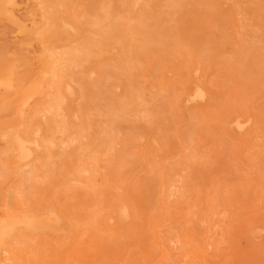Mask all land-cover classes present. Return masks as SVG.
<instances>
[{
  "label": "rangeland",
  "instance_id": "1",
  "mask_svg": "<svg viewBox=\"0 0 264 264\" xmlns=\"http://www.w3.org/2000/svg\"><path fill=\"white\" fill-rule=\"evenodd\" d=\"M122 1L123 2H121V1L119 2V0H13L12 1L13 4L12 3L7 4V2L5 0L4 1L0 0V214H1L0 219L1 218H2L1 220L7 219L8 218L7 216L11 215L10 218H16L18 216V218H17V221H18V219L22 220V219H26L29 217L31 218L34 216L31 222H33V221L39 222L42 219L41 217H43L47 213L49 214L51 211L52 212L54 211L53 213L55 215L57 214L58 218H59V220H58L56 218L57 215L55 217V215L53 213H51L49 215L47 214L46 216H48V218H49L46 220L47 228L45 227L42 229L34 228V229L30 230V229H26L23 226L19 225L17 227L18 229L14 230V232H16V233L12 232L13 234L10 235V237H11L10 239L12 241L11 240L9 241V238L7 239L9 241V242L7 241L9 249L8 248L4 249V250H7V252L4 250H3L4 253H3V251H1L2 253L0 252L1 253L0 254L1 255L0 260L1 261L4 260L2 262L0 261V264H13V260H11L10 256L12 257L14 255L15 256L17 255L16 256L17 258L19 255L20 259H22L24 257L25 259L24 258L23 259L25 261V264H26L27 260L30 259L31 256H32V259L29 260L30 262L28 261L30 264H42V263L43 264H56V262L54 261L55 258L51 259L54 256L49 257V255H51L53 253L56 256L59 253H65L67 251L68 247H69L68 249L70 250V251L68 250L69 254L72 253V251H73L72 255L73 254L77 255V256L73 255L75 258V262L73 264H75V263L76 264L77 263L78 264L79 263L80 264L81 263L82 264L83 263L88 264L89 262H91L92 264H138V260H139L140 264H148L146 262H149V264H159V262H160V264H162V263L163 264H181V263L192 264L193 262H194V264H198V263L199 264H205V263L206 264H213V263L214 264H230V263L231 264H264V206H263L264 205V183H262V182H264V180H263L264 179V175H263V173H264V165H263L264 164V158H263L264 157V144H263L264 143V141H263L264 140V137H263L264 132L262 129L264 127V123H263L264 122L263 121V119H264V111H263V109H264V97H263L264 96V79H263L264 78V73H263L264 72L263 71L264 70V64L263 63H264V61L262 63V60H264V58H263L264 57V30H263V27H264L263 22L264 21L262 20V19H264V16H263L264 15V12H263L264 11V5H263L264 0L263 1L257 0V2L255 0L256 3L253 2L254 0H239V2H238V0H221V3H218V2H220V0H216L217 2L214 0L216 4L214 3L213 0H212L213 4L211 1L209 2V0H207V1H205V0H203V1L202 0H198V1L197 0H191V2H190V0H185V1H188L189 3L185 2V1L183 2V0H177L179 2H177L176 0H174V1H172V0H165V1L159 0L160 2H158V0H156L157 2H155V0L154 1L151 0L150 2H149V0H144V1H142V0H133V1L132 0H125V1L122 0ZM127 1H128V3H127ZM134 1H136V2H134ZM161 1H162V3H161ZM180 1H181V3H180ZM195 1H196V3H195ZM4 2H6V4ZM130 2L133 3L135 6L131 5ZM144 2H145V4H143ZM165 2H166V4H165ZM167 2H168V4H167ZM172 2L174 3V5H173V7H170V6H172ZM182 2H183V4H182ZM236 3H239V4H236ZM259 3H261V5ZM127 4H130L129 7L127 6ZM147 4L150 7H148ZM214 4L217 6H215ZM254 4L255 5L258 4V5L255 6ZM141 5L143 6V8L141 7ZM160 5H161V8H160ZM165 5H166V8H162V6L165 7ZM193 5H195V6H193ZM209 5H212V8L215 7L216 9L213 8V10H212L211 6H209ZM218 5H219V7H218ZM119 6H120V8H119ZM154 6H157L158 8L154 7ZM230 6L233 9L235 8L236 12H238V13L234 12L235 10L232 11V8ZM237 7L239 8L238 11H237V9H238ZM76 8H78V9H76ZM150 8H153V9H150ZM170 8H172V9L170 10ZM174 8H175V10L173 11ZM192 8H194V9H192ZM201 8L203 11L201 10ZM204 8H206V10ZM260 8H263L262 11ZM124 9H125V11H123ZM176 9H179V10H176ZM195 9H196L197 13L193 12V11H195ZM257 9L260 11H258ZM133 10H134V12L131 13ZM140 10H141V12H140ZM207 10H209V12ZM230 10H231L232 15L230 14ZM150 11L152 12V14ZM157 11L159 12V15H157V13H158ZM171 11H173V14L171 13ZM176 12L178 15H175ZM199 12H200V14H199ZM252 12H254V13H252ZM127 13H129L130 15L129 14H128L129 16L125 15ZM134 13H137L139 17L136 16L137 14L134 15ZM146 13L148 15L149 14L150 15L148 16ZM163 13L165 15H161ZM73 14H75V15H73ZM106 14L110 17H108V16L105 17ZM166 14L168 17H170L169 19H167L168 17L166 16ZM240 14H242V15H240ZM260 14L261 15L263 14V15L261 16ZM196 15H197V17H195ZM116 16H118L119 19ZM126 16H128V17L126 18ZM140 16H142L143 18H141ZM152 16H154L153 17L154 19L158 18V20L153 21ZM173 16H175L176 18L175 17L173 18ZM184 16H185V18L187 17L188 19L185 20ZM238 16L241 19V22L243 25H241L240 19L238 18ZM258 16H260V17L258 18ZM155 17H157V18H155ZM201 17H204V18L201 19ZM120 18H121V20H120ZM123 18H125V19H123ZM128 18H133V19L129 20ZM139 18H141V19H139ZM161 18H163V19L166 18V20L162 19L163 22H166L165 25H164V23H163V25H160V24H162ZM172 18L175 20H173ZM206 18L207 19L209 18L208 21H206L207 20ZM237 18L239 20H236ZM254 18H255V20H253ZM149 19L150 20L152 19L151 22L148 21ZM215 19L217 21L216 23L218 24V28L216 27L217 24L214 22ZM257 19H258V21H257ZM118 20H120L119 25L124 26L126 29L124 27H121L118 25ZM134 20H135V22L137 21L136 23H138V22L139 23L136 25ZM142 20H143V22H142ZM144 20H146V22H144ZM171 20H173L171 25L174 24L175 25L174 27H173V25H172V27H169V26H171L169 24L171 22ZM199 20H200V22H199ZM155 21L157 23H159V25L156 24ZM123 22L126 23L127 25L128 24L130 25L131 22L132 23L134 22V23L132 25H130L132 27H129L126 24H124ZM61 23H62V25H61ZM71 23H72V25H71ZM149 23H152L153 25L155 24L157 26H155V25L153 26L152 24H149ZM181 23H182V25L184 23V25H183L184 27H181L182 26ZM213 23H215L216 26ZM244 23H247V24H244ZM63 24H64V26H63ZM139 24H140V26H139ZM145 25H147V28H144ZM202 25H204V26H202ZM250 25L253 26V27L251 26V29H250ZM262 25H263V27H262ZM133 26L136 27V29L134 28L135 30H133ZM160 26H161V28H159ZM236 26H239V27H236ZM240 26H241V29H239ZM254 26H255V28H254ZM201 27H204V28H201ZM215 27L217 28L218 31L215 30ZM245 27L246 28L248 27L247 30L245 29ZM128 28L129 29L131 28L130 32H129ZM142 28H144V29H142ZM148 28H150V29H148ZM154 28L157 31H155ZM176 28H177V30H176ZM183 28H185V29H183ZM237 28H238V30H237ZM242 28H243V30H242ZM253 28H254V30H253ZM138 29H139V31H136ZM171 29H174V31H177V32L174 33V31ZM256 29H257V31H255ZM180 30H182V31H180ZM212 30H214V31L212 32ZM240 30L244 31L245 33L241 32ZM251 30H252V32H251ZM126 31H127V33H126ZM141 31H145V32H141ZM171 31H173L174 34H172ZM206 31H208L209 33ZM210 31L212 33H210ZM232 31H234V32H232ZM155 32H157V35H154V34H156ZM169 32H171V34ZM178 32H180V33H178ZM188 32H189V34H188ZM227 32L228 33L230 32V33L228 34ZM124 33L126 35L129 33L130 35L128 34L129 36L127 35V38H126ZM131 33H134L135 35L134 34L131 35ZM140 33H142V34H140ZM144 33H145V36H144ZM197 33H198V35H197ZM216 33H218L220 35L218 36V34H216ZM240 33H242V34H240ZM160 34H162L161 39H159L160 37H158V36H160ZM178 34H180V35H178ZM183 34H186V35L183 36ZM232 34L235 35L234 37L236 39L234 37H232ZM237 34L239 37H237ZM260 34L262 35V37L260 36ZM146 35H148V37L149 36L151 37L150 40ZM111 36L113 37V40L111 39ZM139 36L143 37L144 40L142 38H138ZM153 36H154V39H157L156 40L157 43L152 38ZM209 36H211V37H209ZM225 36H227V37H225ZM129 37L131 39H129ZM170 37H174V38L173 39L171 38L172 39L171 40ZM179 37H181V38H179ZM190 37H192V39ZM195 37H197L196 38L198 41L197 43L196 42L194 43L193 38H195ZM202 37H204V43L205 44L202 42V45H201L200 44L201 42H199V41H203ZM214 37L217 38L216 42L213 41L214 39H216ZM222 37H225V39L224 38L222 39ZM229 37H231V38H229ZM244 37H246L245 38L246 40L244 39ZM252 37H254V38H252ZM109 38L111 39V41ZM177 38L180 42L177 40ZM114 39H116V40H114ZM152 39H153V42L155 41V43L152 42ZM162 39L163 40L167 39V41L168 42L171 41V43L167 44V41L164 42ZM196 39H195V41H196ZM200 39H202V40H200ZM207 39L210 42H208ZM230 39H232V40H230ZM250 39L253 41H251ZM259 39H261V41H259ZM176 40L178 42H176ZM186 40H188V41H186ZM218 40H220L222 42V44ZM240 40H242V41H240ZM145 41H147V42H145ZM148 41L154 45H151ZM161 41L163 43H160ZM190 41L193 42L194 46H192L193 44L190 43ZM230 41H231V44H230ZM68 42H70V43H68ZM125 42H127V44ZM144 42L146 44H144ZM174 42H176V43H174ZM207 42L210 43L209 46L207 45L208 44ZM212 42H214V43H212ZM224 42H226L227 44ZM251 42L253 44L255 43V45H253ZM257 42H259L260 44L261 43H263V44L260 45ZM147 43L151 47H147V46H149ZM215 43H216V47L214 46ZM247 43H249V44H247ZM155 44L159 45V47L161 49L158 48V46H156ZM162 44L165 46L167 44V47L165 48ZM188 44H189V46H188ZM195 44L196 45L198 44V45L196 46ZM138 45H139L140 49L142 48L141 52H140V49H138L139 48ZM145 45H146V47H145ZM171 45H175V46L171 47ZM153 46H156L157 49L155 47L152 48ZM176 46L179 48H176ZM198 46H200V47H198ZM211 46H213L215 48H213ZM242 46H244L245 48H243ZM254 46L259 47V48L257 47L258 51L260 50V47L262 46L261 47L262 49L260 51H262L263 53L262 52L260 53V51L259 52L257 51L258 53L257 52L255 53L254 50L256 51L257 48H255ZM57 47H59V48H57ZM122 47L124 49H122ZM168 47L169 48L171 47V48L168 49ZM208 47L210 48V50L208 49ZM217 47L220 50L219 51L220 53L218 52V50H216ZM249 47H250V49H249ZM251 47L253 49H251ZM144 48H146L147 53L149 52L148 54L146 53V55L143 54V52L145 51ZM172 48L174 50H176V49L177 50L173 51ZM220 48H223L224 51H223V49H220ZM185 49H186V51H185ZM78 50L79 51L82 50L81 51L82 53L81 52L78 53L79 52ZM142 50H143V52H142ZM167 50H169V53H170L169 58H168L169 53L167 52ZM170 50H171V52H170ZM190 50H192V51H190ZM212 50H215V51L213 52ZM251 50H253V51H251ZM153 51H154V53H153ZM172 51L174 53H172ZM232 51H233V53H231ZM246 51L247 52L250 51V52H248V54H247ZM75 52H76V54L74 55ZM164 52H166L165 54H168V55H165ZM176 52H177L178 56L176 55ZM185 52H187V53H185ZM212 52L216 55L212 54ZM226 52H228V53H226ZM137 53L139 56L136 55ZM152 53L156 59L153 56H150V54L152 55ZM183 53H185V54H183ZM238 53H242V54L245 53L246 57H243L244 55L240 56L242 54H239V56H237ZM69 54H71V55H69ZM72 54L75 57V58L73 57L75 59V61L73 58H71ZM85 54L87 56H85ZM142 54L145 57L142 56ZM209 54H210V56H209ZM250 54H251V56H249ZM261 54H262V56H260ZM68 55H69V57L71 56L70 59H72L73 62H72V60H70V61L68 60V58H69ZM135 55H136L137 60H135ZM185 55H187L188 57L190 56V57L189 58L187 56L185 57ZM202 55H204V59H203ZM205 55H206V57H205ZM252 55H254V56H252ZM171 56H172V58H171ZM199 56H200V58H199ZM219 56L220 57L222 56L223 58L225 57V61L222 57H221L222 58L221 59ZM229 56L232 59L229 58ZM235 56H237V57H235ZM259 56L261 57V59ZM143 57L146 59L148 58V59L147 60L144 59V61H143V59H142ZM158 57H159V59H158ZM161 57H163V58H161ZM211 57L212 58L214 57V58L212 59ZM241 57H243V58H241ZM253 57L254 58L258 57L259 61H261V62H259L258 59L257 60L253 59ZM176 58L178 59L177 62H176ZM184 58H185V60H186V58H187V60L189 59L191 64L189 61L188 62L186 61L187 63L184 62ZM190 58H191V60H190ZM192 58L194 59V61H192ZM244 58H246V59H244ZM160 59H161V63L159 61ZM167 59L170 62H168ZM208 59H210V60H208ZM217 59H219V60H217ZM236 59L238 61H236ZM145 60H146V63H145ZM162 60L164 62H162ZM196 60H197V62H199V61L200 62L196 63ZM207 60H208V62H207ZM211 60H213L212 63H211ZM228 60H230V63H233V64L235 63V66L230 67V65H227V64H230ZM244 60L246 62L248 61L246 63V65H245ZM179 61H182V62L179 63ZM71 62L74 64H72ZM139 62H140V65H139L140 67L137 66ZM147 62H148V64H147ZM174 62H176L175 65H174ZM218 62H220V63H218ZM237 62H238L237 67L239 65L240 68L236 67ZM239 62L241 64H244V65L241 66ZM242 62H244V63H242ZM46 63H48V64L46 65ZM134 63L136 64V66L134 65ZM151 63H153V65ZM159 63L161 64L160 67L158 65ZM163 63H165V64H163ZM183 63H186V64H183ZM203 63L207 64V66L204 65ZM210 63H211V65H210ZM254 63H256V65H254ZM260 63L262 66L259 67ZM149 64H151V66H150L151 69L149 67ZM154 64H155V67L157 68V70H153V69H155ZM178 64L179 65L182 64L185 67H183L182 65L179 66ZM199 64H200V66H199ZM201 64L204 65L205 68L202 67ZM248 64H249V67L251 66L250 68H253V69H250V68L248 69ZM142 65H143V67H142ZM193 65L196 67V69H195V67H193ZM213 65H215V66H213ZM217 65H218V67L220 66L219 69L216 67ZM222 65H223V67H221ZM225 65L227 67H225ZM144 66L145 67L147 66L148 68L147 67L145 68ZM161 66H163V68L167 67L168 70H166L167 68L163 69ZM197 66H198V68H197ZM128 67H130V69ZM171 67L173 69H171ZM174 67H176V68H174ZM179 67H182V68H179ZM211 67H213V68H211ZM256 67H257V69H256L257 71L255 70ZM261 67H263V68H261ZM126 68H128L129 71H131V72L127 71L128 69H126ZM131 68L132 69L135 68V69L132 70ZM143 68H145V70ZM220 68H222V69H220ZM226 68H228V70ZM231 68H233V69H231ZM260 68H261V70H260ZM146 69H148L149 71ZM177 69L178 70L180 69L179 71L181 73H178L179 71ZM184 69H186V70L183 71ZM197 69H198V71H197ZM237 69H239V70L241 69V71L244 69L245 71L243 70L241 72ZM164 70H165V72H164ZM202 70L205 71V73H203ZM207 70H209V71H207ZM219 70H220L221 75L223 74V72H226V71H227L226 72L227 74L224 73L223 77H221V75L219 74ZM230 70L234 71V74H236V75L240 73L241 76L239 74L236 77V75H233V72ZM248 70H252L250 72L256 71L257 73L254 72L252 74V73L248 72ZM258 70H259V74H258ZM143 71H145L144 72L145 74H142ZM167 71H168V73H167ZM190 71L193 74V76L191 75ZM237 71H239V72H237ZM170 72H171V74H170ZM243 72H245V74ZM152 73L153 74L155 73L154 74L155 76H153ZM173 73H174V75L177 74L178 79L176 77L175 78L171 77V76H174V75H172ZM229 73L234 78L231 77ZM131 74L133 77H130ZM157 74H158V77H157ZM159 74H160V76H159ZM206 74H208L209 76ZM251 74L252 75L255 74V75L252 76ZM136 75H137L138 79H137V77H134ZM163 75H164V77H163ZM178 75H181V76L178 77ZM196 75H198V76H196ZM199 75L204 80L201 77H199ZM88 76L89 77L91 76V77L89 78ZM140 76H142V78H140ZM147 76H148V78H147ZM168 76H170V77H168ZM185 76L186 77L188 76L187 79L184 78ZM191 76L193 77L194 80L199 78L198 79L199 81L195 80V82H194V80L191 78ZM216 76H218V77H216ZM204 77H206V78H204ZM224 77L226 78V81L223 80ZM239 77L240 78L244 77L245 79L248 78L249 80H247V81L250 84H251V82H252V84L253 83L254 84L253 85L251 84L252 85V87H251V85L244 78H242V80L247 82V83L241 81V79L239 80L238 79ZM134 78H136L137 81ZM143 78H145L146 80ZM158 78H161V79H158ZM164 78H165V81H162V79L164 80ZM216 78L218 79L219 82L217 81ZM255 78H256V80L254 81L253 79H255ZM179 79H181L182 81ZM234 79H237V84L239 83V87H241V88L237 87V85L235 86V80ZM150 80H151V82H150ZM170 80H174V81L169 82ZM188 80L191 84L188 82ZM228 80H232V81H228ZM238 80L241 83L238 82ZM259 80L260 81L262 80L263 83H262V81L259 82ZM140 81H141V83H140ZM143 81H145V82H143ZM148 81L152 84L148 85V83H149ZM153 81H156V82H153ZM159 81H161V82H159ZM167 81L170 83V85H168L169 83H167ZM176 81H178V83ZM183 81H184V83H183ZM185 81L188 84L187 83L185 84ZM200 81H202V82H200ZM257 81H258V83H256ZM57 82L59 84H57V86H56L55 83H57ZM97 82H98V84H97ZM221 82L226 83V84L224 85ZM230 82L233 83L234 85H232ZM155 83L156 84L158 83L157 84L158 86H154ZM161 83H163V84H161ZM164 83H166V84L164 85ZM219 83H221L220 84L221 86L217 87L216 85H219ZM177 84H179V85H177ZM184 84H185V86H183ZM193 84H194V86H193ZM212 84H214V85H212ZM189 85H190V87H189ZM208 85H211V86H208ZM229 85H231L230 88H229ZM245 85L247 86V89H246ZM150 86H152V87H150ZM195 86H196V88H195ZM227 86H228V88H227ZM242 86L244 87L243 89H242ZM248 86L251 88H249ZM145 87H146V89H145ZM157 87L159 90L157 89ZM135 88L137 89V91H139V93H141V94H139L137 91H135V93L136 92L138 93V96L135 93H133ZM139 88H140V90H139ZM141 88L145 91L141 90ZM150 88H151V90H150ZM154 88H156L157 91H156V89L154 90ZM161 88H164V89H162V92H161ZM174 88H175V90H174ZM178 88H180V89H178ZM216 88H218V89H216ZM237 88L241 91L237 92V91H239ZM168 89L170 92L168 91ZM177 89L181 90V91L177 92ZM197 89L198 90L200 89V91H198ZM58 90H59V92H58ZM194 90H196V91H194ZM230 90H232V92ZM246 90L247 91L251 90V92L250 91L247 92ZM131 91H132V93H131ZM174 91H176V93ZM213 91H215V92H213ZM245 91L247 93H245ZM190 92L193 94H191ZM170 93H171V95H170ZM217 93H219V94H217ZM230 93L232 94L231 95L232 97L230 96L231 97L230 99H232V100H230V99L229 100L232 102L227 100L229 98ZM238 93H239V95L241 93V95L243 97L241 95L238 96ZM157 94H158V96H157ZM176 94H178V95H176ZM179 94H180V96H179ZM209 94H211V95H209ZM214 94H216L218 96H215ZM221 94H223V96L224 95L225 96L224 97L222 96V98H221ZM233 94L235 95L234 97H233ZM245 94L248 95L250 98L248 96L246 97ZM202 95H204V96H202ZM136 96H137V99L139 97H140V99H138V100L135 99ZM170 96H172V98L168 99ZM175 96H176L177 100L179 98H182V100L179 99L177 101L175 99ZM196 96H198V97H196ZM202 97H204V98H202ZM211 97H213V99ZM236 97H239V98H236ZM253 97H256V98H254L255 102L253 101ZM183 98H185L186 100L184 99L185 101H183ZM224 98H226V99H224ZM234 98H236L235 100H237V101L238 100L240 101L241 98L244 100L241 99V101L240 102L238 101V103H237L236 101H233ZM166 99L170 100V102L167 101V103H170L169 107H168V104L165 103ZM214 99H217V101ZM245 99H246V101H245ZM175 100H176V103H175ZM224 100H226V101H224ZM179 101L181 103H179ZM192 101L193 102L195 101L194 103L198 107H196ZM218 101H220V102L218 103ZM223 101L226 102L227 104H225ZM247 101L249 104L247 103ZM187 102H189V103H187ZM222 102H223V104H222ZM233 102L235 103V105L233 104ZM253 102H254V104H253ZM178 103H179V106H177ZM166 104H167V107H166ZM199 104L201 106H199ZM207 104L209 105V107L207 106ZM221 104H222V106H221ZM230 104L234 105L235 107L231 106ZM237 104H238L239 108L237 107ZM202 105H203V107H202ZM210 105L212 107H210ZM219 105L221 106V108H219L220 107ZM223 105H224V107H223ZM228 105H229L230 109H228L229 108ZM252 105H253V107H252ZM183 106H185V107H183ZM186 106H188L187 109H189V108L191 109L193 107H195V109L196 108L197 109L195 110L193 108V110H195V111H193L192 109L187 110ZM243 106H246V107H244V109L246 111H244ZM173 107H174V110L172 111ZM261 107H263V108H261ZM200 108H201V111H200ZM214 108L215 109L218 108V110L220 112H218V111L215 112ZM224 108H225L224 111L220 110V109H224ZM198 109L200 112H198ZM204 109L208 110V111H205ZM231 109L237 110L236 112H238L239 114L234 116L236 112L235 111L233 112ZM247 109L248 110L250 109L251 111L250 110L248 111ZM167 110L169 112H167ZM230 110L232 113L230 112ZM209 111H211V112H209ZM221 111H222V114L227 111L226 113L230 116L232 115L233 117L229 118L230 116H227L226 113H224V115L226 114L225 115L226 117L224 115H220ZM175 112L176 113L178 112V114L176 115ZM179 112H181L183 115L180 114ZM186 112H187V114H186ZM189 112H190V114H188ZM191 112H193L194 115H193V113L191 114ZM196 112H197L196 118H194ZM201 112H202V114H205V115H203L205 117V119L202 116V114H199ZM242 114H244L243 115L244 118H242L243 117V116H241ZM247 114L249 117L246 116ZM209 115H211V116H209ZM213 115H214V117H213ZM181 116L182 117L187 116V117L182 118ZM189 116L191 118H194V119H189L190 118ZM207 116L211 117L212 119L209 118L211 120H208ZM237 116L240 118V120L237 119L238 118ZM251 116L253 119L250 118ZM180 117L182 118V121H181V119H179ZM197 117H199L201 120L197 119ZM217 117L220 121L217 119ZM222 117L224 120H222ZM174 118L177 120H174ZM225 118H227V119H225ZM228 118L231 120H229ZM195 119H197L198 121H201L200 126H199V122L197 123V121ZM202 119H204V120H202ZM213 119H215V120H213ZM186 120H191V121H186ZM226 120L229 122L225 123ZM237 120H239V121H237ZM253 120H254L255 124H254ZM182 122H184V123H182ZM204 122H206L205 123L206 125H204ZM209 122H211V123H209ZM212 122H213V124H212ZM179 123L181 125H179ZM190 123L192 126L190 125ZM192 123H194V124H192ZM202 123H203V125H202ZM208 123H209V125H208ZM240 123H243V125L244 124L245 125L243 126ZM259 123L261 124V126ZM182 124H183V126H182ZM222 124H224V126H222ZM213 125H215V126L213 127ZM255 125H256V128L259 125L260 128L259 127L257 128V129H259L258 131H256L257 129L255 128ZM189 127L192 129H190ZM194 127L197 130L194 129ZM247 128H248V130H247ZM186 129H188V130H186ZM193 129L196 131H194ZM204 129H205V133H204ZM252 129L254 132L252 131ZM260 129H262V130H260ZM190 130H191V133H190ZM215 130H217L219 132V134ZM224 130L225 131L227 130V131L225 132ZM228 131L230 133H228ZM231 131H232V133H231ZM200 132H201V134H200ZM258 132H260V133H258ZM261 133H262V136H260ZM31 134L33 136H35L36 138L31 136ZM211 134H213V135H211ZM228 134L230 136H228ZM15 135H17L18 139H21L24 137L23 138L24 141L27 140V136L28 137L30 136L29 137L30 139L34 138V140H36L35 141L36 144L40 142L39 147L37 146L38 144L37 145L35 144L37 148L34 146L32 148H30L31 150L29 153L31 155L28 154V158H30V159H28V160H25V159L22 160L21 159L22 161L21 160L18 161L19 155H18L17 151L15 150L14 145H12L14 142V140L12 141V138L15 139ZM220 135L222 136V138ZM197 136H199V137H197ZM218 136H219V138H218ZM242 136H244L243 139H242ZM152 137L155 140L157 138V141H154V139ZM187 137H188V139L186 140ZM201 137H203V138H201ZM192 138H194L195 141ZM234 138L236 141H233ZM23 139H21V140H23ZM218 139L222 145L217 142ZM43 140L46 142V144ZM199 140H201V141H199ZM211 140H212V143L213 142L216 143L215 144L216 146L214 145L215 148L213 145H211L212 144ZM237 140H239V142H237ZM258 140H260L261 142L263 141L262 142L263 146L260 144L261 142L259 143ZM144 143H146V145ZM154 143H155V145L153 147ZM196 143H200L202 145H199V144L196 145ZM228 143H230V144H228ZM41 144H43V147ZM157 144H159V147ZM191 144H192V146H190ZM209 144L211 146V147L210 146L209 147L212 150L209 147L206 148V146ZM246 144L249 146V147L247 146L248 148L246 147ZM147 145H149V146H147ZM160 145H161V147H160ZM218 145H220V147L225 145V147L218 148L219 147ZM236 145H238V146H236ZM253 145L259 146L258 150ZM142 146H143V149H142ZM146 146L149 148L153 147L152 150L155 149L154 152H155V154L157 153L156 155L158 157L156 156V158H155V154L153 153V151L150 152V149L148 150V148ZM232 146H235L236 148L235 147L232 148ZM251 146H253V148H250ZM11 147H13L12 150H11ZM145 147L148 150L147 152H146ZM230 147L232 148V150L229 149ZM157 148L158 149L161 148V152H160V149L158 150ZM200 148H202V149H200ZM213 148L217 149L216 153H214L215 151L213 150ZM259 148H260V150H259ZM219 149L220 150L222 149L223 151L222 150L220 151ZM228 149L231 152L234 151V153L232 152L230 154ZM246 149H247V151H246ZM250 149H252V150H250ZM197 150L199 151L198 154H197V152H198ZM207 150H208V153H206ZM235 150H236V153H235ZM248 150L250 152L252 151L251 153L254 152L253 153L254 155H252L250 152H248ZM209 151L211 152L210 154H209ZM212 151H214V152H212ZM262 151H263V153H262ZM204 152H205L206 156H205ZM183 153H185L186 155ZM247 153L249 155L251 154L250 155L251 159H250V156L247 155ZM259 153H261L262 155ZM147 154H149V156ZM150 154H151V156H150ZM192 154L195 156L193 157ZM229 154L231 157L229 156ZM258 154L261 157L258 156ZM183 155H185V156H183ZM187 155H190V158L193 161H190L191 159H189V157ZM200 156H201V158H200ZM236 156L238 159L236 158ZM239 156H241V157L239 158ZM252 156H254V157H252ZM159 157H161V158H159ZM182 157L186 161L182 160ZM233 157H234V159H231ZM247 158H249V159H247ZM253 158H255L256 161ZM257 158H258V160H257ZM201 159H203V160H201ZM239 159H241V161H243V162L241 163V161ZM212 160H214V161L212 162ZM150 161L152 164H154V167L152 164L149 163ZM194 161H195V163L196 162L197 163L200 162V163H198V164L196 163V165H195V163H193ZM237 161H239L240 164ZM180 162H181V164H180ZM184 162H186L187 164L189 163V165H186ZM166 163H167V165L165 166ZM182 164H184L185 166L184 165L182 166ZM81 165H82V167H81ZM177 165L179 167L176 169ZM191 165L193 167H191ZM238 165H241V166H238ZM261 165L263 167H259ZM83 166H86V167H83ZM87 166H88V168H87ZM169 166H171L170 167L171 169L169 168ZM77 167H79V168L81 167V169L82 168L83 169L82 170L79 168L77 169ZM180 168H182V169H180ZM247 168H248V170H247ZM254 168H255V170H254ZM163 169H164V171H163ZM183 169H185V171ZM154 170L155 171L157 170L156 174L158 175V177L155 174ZM173 170H175V171H173ZM176 170H178L179 173ZM250 170H252V172L249 173ZM253 170H254V172H253ZM81 171H82V173H81L82 175L79 173ZM166 171H168L167 176H165ZM188 171H190V172H188ZM163 172H164V174L161 175ZM235 172H236V175H235ZM83 173H84V175H83ZM188 173L190 175L187 176ZM240 173H241V175L239 176L238 174H240ZM243 173H244V175H243ZM182 174H184V175H182ZM80 175L82 177H79ZM191 175L193 177H191ZM77 176L79 178H77ZM119 176H120L121 180H120ZM238 176H239V178H238ZM161 177H163V178L161 179ZM188 177H190L191 179ZM165 178H167V179H165ZM212 178L214 181H212ZM108 179H110L111 181ZM194 179H195V181H193ZM260 179L262 180V182L260 181ZM166 180H168V182H166ZM218 180H220V181H218ZM249 180H251L252 182ZM108 181L111 183H109ZM192 181L194 182V184ZM221 181H225V182H221ZM106 182H108V183H106ZM119 182H120V185H118ZM227 182H229V183H227ZM240 182H243L244 184L243 183L240 184ZM219 183H220V185H219ZM190 184H193V185L190 186ZM195 185H196V187H195ZM204 185L206 186V189H205ZM207 185H209V186H207ZM225 185H228V186H225ZM217 186L218 187L221 186V187L218 188ZM243 186H244V188H242ZM237 187H239L240 189H238ZM260 187H261V189H258ZM196 188H197V191H196ZM214 188L217 191H215ZM253 188H254V190H253ZM218 189H219V191H218ZM225 189H227L228 191H226ZM229 189H232V190L229 191ZM235 189H237V191ZM192 190H194V191H192ZM233 190H234V192H233ZM238 190H239V192H238ZM244 190H246V192ZM220 191L222 193H220ZM242 191H243V193H242ZM193 192L196 194H193ZM198 192L200 195L197 196ZM252 192L255 193V194H253L254 198H253V195L251 194ZM209 193L212 195L210 196ZM260 194L261 195L263 194V195L260 196ZM244 195L247 196V198H245ZM219 196H221V197H219ZM229 196L231 198L232 197H234V198L231 199ZM241 196H243L244 198H241ZM123 197L126 199H124ZM204 197H205V199H207L206 201H205ZM223 197H225V198L222 200H219ZM195 198L197 199V201ZM236 198H238V199H236ZM122 199H124L126 201L123 202ZM198 199L202 200V201L200 202ZM225 199H226V201H225ZM127 200H129V201L127 202ZM236 200H239V202L237 203ZM121 201L123 202V204L126 203V204H124L125 206H123ZM186 201H188V202H186ZM214 201H216V202H214ZM224 201H225V203H224ZM240 201H242V203H240ZM259 201H263V202H260V203H263V205L257 204V203H259ZM227 202L229 204H227ZM118 204L121 206V209H120V206H116ZM129 204H133V205H129ZM243 204H245L244 207L242 206ZM254 204H256L257 206L260 205L259 208ZM126 205L130 206V207H126ZM252 205H253V207H252ZM261 206H263V208ZM131 207H132V209H131ZM136 207H138V210ZM245 207L247 208V210H249V212L246 211ZM20 208H21V210H20ZM109 208H110V210H112V209L115 210V212L112 210L114 212L113 213L112 211L108 210ZM168 208H169V210H168ZM45 209H50V212H48L49 210L46 211ZM127 209L128 210L130 209V210L128 211ZM44 210H45V212H47L46 214L43 213ZM120 210H121V212H123V211L126 212V214H124V215H125V217L127 216L126 217L127 220L125 218V221H123L124 218H122V216L119 215ZM139 210H140V212H138ZM233 210H235V211H233ZM237 210H239V212ZM242 210H243V212H241ZM39 211L40 212L43 211L42 213L44 215L41 214ZM167 211H168V213H167ZM174 211H176V212H174ZM203 211H204V213H203ZM205 211H206V213H205ZM37 212H39L40 214ZM116 212H119V214L117 215ZM127 212H129V213L127 214ZM210 212H211V214H210ZM139 213H141V215ZM134 214H136V218H135ZM203 214L205 216L206 215L207 216L205 217ZM105 215L106 216L108 215L107 218H105L106 217ZM129 215H132V216H129ZM12 216H14V217H12ZM24 216H26V217H24ZM210 216H212L211 217L212 219L210 218ZM233 216H234V218H233ZM239 216H241L240 217L241 219L239 218ZM253 216H254V218H253ZM66 217H68V219H66ZM256 217L258 220H256ZM20 218H22V219H20ZM119 218H120V220H119ZM181 218H183V219L181 220ZM188 218L189 219L191 218L190 219L191 222H189ZM202 218H204V219L201 220ZM131 219H132V223L134 225L131 223ZM135 219H136V221H135ZM233 219L238 220V221L241 220V222L239 223L238 221H235ZM249 219H252V220H249ZM254 219L256 220L257 224H256ZM52 220H53V222H52ZM55 220H56V222H54ZM133 220L135 221V223L133 222ZM146 220H148V221H146ZM156 220L157 221L159 220V221L157 222ZM173 220L175 223L173 222L171 225V221H173ZM192 220H193V222H192ZM242 220L243 221L246 220V221L242 222ZM112 221L114 223L115 222L118 223V224L115 223L116 226L119 227L118 230ZM118 221H120V222H118ZM121 221H123V222H121ZM164 221H165V223H164ZM234 221L236 223H234ZM70 222H71V224H70ZM100 222H101V224H103V226L100 224ZM177 222H178V224H177ZM188 222H189L190 226L192 225L191 227L189 226ZM232 222H233V225H232ZM55 223H57V224L59 223L58 227L62 230V233L60 232L61 231L60 229L56 230V228H58L57 226H55V230L53 229L54 228L53 226L55 225ZM74 223H76V224H74ZM152 223H153V225H152ZM86 224H88L89 227L90 226H92V227L89 228V227H87ZM94 224H95V226L97 225L96 229L94 228L95 227ZM135 224H136V226H135ZM176 224H177V226H176ZM193 224H196L197 229H194L195 225H193ZM210 224H212V227H210L211 226ZM236 224H237V226H236ZM248 224L253 225V226H248ZM258 224L260 226H258ZM74 225H75V227H72ZM78 225L80 226V228L77 227ZM120 225H122V226H120ZM146 225H147V227H146ZM184 225H186V228L183 227ZM50 226H51V229H53L52 231L49 230ZM130 226L132 228H130ZM159 226H160V229L157 228ZM234 226H236V227H234ZM22 227L24 228L25 231L23 230ZM68 227H71V228H68ZM82 227H87V228H82ZM98 227H100V228L98 229ZM112 227H114V228H112ZM167 227H169V229H167ZM174 227L178 230H176ZM230 227H232L233 229L231 230ZM76 228H78V229H76ZM106 228H107V230H106ZM189 228H191V229L189 230ZM259 228L262 229L263 231L260 230ZM89 229H93L94 231L92 230L90 232ZM100 229L108 231L107 233H109L110 236L107 237V235H109L107 233H105L103 235V233L106 231L103 232ZM115 229L117 231H115ZM174 229L176 230V232L174 231ZM28 230L30 232H32L33 234L30 233ZM36 230H41V232L36 231ZM58 230H60V231H58ZM68 230H69V232H67ZM85 231L88 232V234ZM154 231H155V233H154ZM189 231H190V237L187 233ZM54 232H56L55 233L56 235L55 234L52 235V233H54ZM117 232H119V233H117ZM247 232H249V233H247ZM255 232H256V234H255ZM35 233H38L36 235H39V233H41V234H40V236H36ZM57 233H58V236H57ZM66 233H68V234H66ZM173 233H175V234L177 233V236ZM181 233L182 234L184 233V234L182 235ZM231 233H232V237L230 235ZM81 234H82V237H81ZM98 234L99 235L101 234L102 237H101V235L99 236ZM113 234H115L114 237H113ZM154 234L156 236L157 235L158 236L156 237ZM17 235H20L21 237H23L25 235L24 236L25 238L24 237L23 238L26 240H23L20 236H18L19 237L18 238ZM34 235H35V237H34ZM76 235H77V237H76ZM256 235H260L263 238H260V236H256ZM12 236L15 238V240L13 239ZM68 236H71V237H68ZM89 236H91V237H89ZM29 237L31 239L34 237L33 238L34 241H32L33 239L31 240ZM36 237H38V238L40 237V241L38 238H37L38 241L37 240L35 241ZM59 237L60 238L62 237V239L63 240L65 239V240L60 241V240H58V239H60ZM20 238H21V240H20ZM27 238H29V240ZM54 238L55 239L57 238V239L55 240ZM75 238L76 239L78 238L77 240L79 242ZM162 238L165 240H163ZM216 238L218 239L217 241H216ZM249 238H251V239H249ZM109 239H110V241H109ZM184 239L186 240V242L183 241ZM205 239L207 241H205ZM228 239H230L231 241H229ZM253 239H255V240H253ZM256 239H258V240H256ZM42 240L43 241L45 240L44 241L45 244H43ZM57 240H58V242H57ZM66 240L68 241L69 244L67 243ZM71 240H73L72 241L73 243L71 242ZM92 240H94V243ZM26 241H28V244ZM29 241H30V243H29ZM53 241H56L57 243L53 242ZM163 241H165V244ZM261 241L263 243H261ZM15 242H17L16 243L17 245L15 244ZM18 242H20V243H18ZM23 242H26V243H23ZM36 242H38V243H36ZM40 242H42V243H40ZM184 242H185V244H184ZM12 243H13V245H12ZM35 243L36 244L40 243L39 244L40 246L38 245L36 247ZM26 244L30 248L27 247ZM48 244H50L49 246H51V248L47 247ZM89 244L91 246H89ZM94 244L96 246L95 248H93ZM183 244L185 246H183ZM255 244H257V245H255ZM43 245H45V246H43ZM85 245H87V247H90V248L89 249L86 248ZM10 246H12V247H10ZM18 246H19V248H18ZM59 246L60 247L64 246V247L60 248ZM79 246H81V247H79ZM31 247L33 250H31ZM215 247L216 248L218 247V248L215 249ZM58 248H60V250ZM91 248H93L96 251H94ZM9 250H10V252H9ZM54 250H57V251L55 252ZM74 250L75 251L79 250V251L75 252ZM214 250H216V251H214ZM90 252H91V255L89 254ZM181 252H182V255H181ZM192 252H193V254H192ZM214 252H216V253H214ZM32 253L34 255L36 254V256H37V254H39V255L41 254L40 256H42V257L39 258L38 257L39 255H38L37 257L34 258V255ZM82 253L83 254L86 253V254L83 255ZM113 253H114V255H113ZM196 253H197V255H196ZM217 253H218V255H217ZM21 254H22V256H20ZM79 254H80V256L82 255L81 257H84V258L79 257ZM200 254H201V256L203 255V257H200ZM221 254H223L224 257H222ZM23 255H25V256H23ZM45 255L47 257H45ZM208 255H210L211 258ZM180 256H181V258H180ZM225 256L227 258L230 256V259H231V260H229V261H231L230 263L227 261L228 259ZM41 258H44V259L42 260ZM48 258L50 260L47 261ZM165 258L166 259L168 258V259L166 260ZM186 258H189V259H186ZM196 258H197V260H196ZM20 259L17 260V264L18 263L21 264ZM178 259H180V260H178ZM181 259H183V260H181ZM193 259H194V261H193ZM33 260H38V262L36 261V263H33ZM177 261H179V262H177ZM196 261H198V263H196Z\"/></svg>",
  "mask_w": 264,
  "mask_h": 264
},
{
  "label": "bare ground",
  "instance_id": "2",
  "mask_svg": "<svg viewBox=\"0 0 264 264\" xmlns=\"http://www.w3.org/2000/svg\"><path fill=\"white\" fill-rule=\"evenodd\" d=\"M2 1H4V0H2ZM5 1L7 2V4H10V3H12L13 0H5ZM120 1L123 2L122 0H119V2H120ZM124 1H125V0H124ZM132 1H133V0H132ZM142 1H144V0H142ZM150 1H151V0H149V2H150ZM153 1H154V0H153ZM164 1H165V0H164ZM172 1H174V0H172ZM176 1H177V0H176ZM184 1H185V0H183V2H184ZM197 1H198V0H197ZM202 1H203V0H202ZM205 1H207V0H205ZM205 1H204V2H205ZM210 1L212 2V0H209V2H210ZM213 1H214V0H213ZM215 1H216V0H215ZM215 1H214V3H215ZM259 1H260V0H259ZM259 1H258V2H259ZM262 1H263V0H262ZM6 2H4V3L6 4ZM119 2H118V3H119ZM134 2H136V1H134ZM147 2H148V1H147ZM149 2H148V3H149ZM155 2H157V1L155 0ZM158 2H160V1L158 0ZM170 2H171V1H170ZM177 2H179V1H177ZM183 2H182V4H183ZM185 2H188V1H185ZM190 2H191V0H190ZM200 2H201V1H200ZM216 2H217V1H216ZM224 2H225V1H224ZM238 2H239V0H238ZM253 2H255V0H254ZM256 2H257V0H256ZM256 2H255V3H256ZM125 3H126V2H125ZM127 3H128V1H127ZM141 3H142V2H141ZM151 3H152V2H151ZM151 3H150V4H151ZM161 3H162V1H161ZM180 3H181V1H180ZM188 3H189V2H188ZM195 3H196V1H195ZM195 3H194V4H195ZM198 3H199V2H198ZM202 3H203V2H202ZM218 3H221V0H220V2H218ZM222 3H223V2H222ZM225 3H226V2H225ZM12 4H13V3H12ZM130 4H131V5H134V4L131 3V2H130ZM130 4H127V6L129 7ZM143 4H145V2H144ZM158 4H159V3H158ZM158 4H157V5H158ZM165 4H166V2H165ZM167 4H168V2H167ZM175 4H176V3H175ZM177 4H178V3H177ZM212 4H213V2H212ZM215 4H216V3H215ZM215 4H214V5H215ZM236 4H239V3H236ZM252 4H253V3H252ZM259 4L261 5V3H259ZM262 4H263V3H262ZM120 5H121V4H120ZM123 5H124V4H123ZM161 5H162V4H161ZM161 5H160V8H161ZM173 5H174V3L172 2V6H170V7H173ZM178 5H179V4H178ZM195 5H196V4H195ZM195 5H193V6H195ZM254 5H255V4H254ZM256 5H258V4H256ZM256 5H255V6H256ZM260 5H259V6H260ZM263 5H264V4H263ZM134 6H135V5H134ZM147 6H148V4H147ZM184 6H185V5H184ZM196 6H197V5H196ZM209 6H211V8H212V5H209ZM215 6H217V5H215ZM235 6H236V5H235ZM235 6H234V7H235ZM77 7H78V6H77ZM121 7H122V6H121ZM125 7H126V6H125ZM128 7H127V8H128ZM141 7L143 8L142 5H141ZM148 7H150V6H148ZM154 7H157V6H154ZM174 7H175V6H174ZM189 7H190V6H189ZM218 7H219V5H218ZM230 7H231V6H230ZM238 7H239V6H238ZM238 7H237V8H238ZM240 7H241V6H240ZM253 7H254V6H253ZM67 8H68V7H67ZM119 8H120V6H119ZM132 8H133V7H132ZM157 8H158V7H157ZM162 8H166V5H165V7L162 6ZM195 8H196V7H195ZM213 8L216 9L215 7H213ZM213 8H212V10H213ZM231 8H232V7H231ZM257 8H258V7H257ZM76 9H78V8H76ZM139 9H140V8H139ZM150 9H153V8H150ZM150 9H149V10H150ZM155 9H156V8H155ZM171 9H172V8H170V10H171ZM179 9H180V8H179ZM179 9H176V10H179ZM182 9H183V8H182ZM192 9H194V8H192ZM197 9H198V8H197ZM204 9L206 10V8H204ZM255 9H256V8H255ZM260 9H261V11H262L263 8H260ZM120 10H121V9H120ZM129 10H130V9H129ZM160 10H161V9H160ZM174 10H175V8L173 9V11H174ZM184 10H185V9H184ZM201 10H202V8H201ZM227 10H228V9H227ZM234 10H235V8H234V9L232 8V11H234ZM238 10H239V8L237 9V11H238ZM257 10H258V9H257ZM74 11H75V10H74ZM107 11H108V10H107ZM123 11H125V9H124ZM123 11H122V12H123ZM137 11H138V10H137ZM152 11H153V10H152ZM161 11H162V10H161ZM173 11H171L172 14H173ZM180 11H181V10H180ZM191 11H192V10H191ZM202 11H203V10H202ZM207 11L209 12V10H207ZM228 11H229V10H228ZM258 11H260V10H258ZM120 12H121V11H120ZM133 12H134V10H133L131 13H133ZM140 12H141V10H140ZM142 12H143V11H142ZM150 12H151V11H150ZM157 12H158V11H157ZM162 12H163V11H162ZM193 12H194V13H197V12H196V9H195V11H193ZM222 12H223V11H222ZM225 12H226V11H225ZM225 12H224V13H225ZM234 12H236V10H235ZM234 12H233V13H234ZM241 12H242V11H241ZM263 12H264V11H263ZM67 13H68V12H67ZM106 13H107V12H106ZM129 13H130V12H129ZM129 13H127V14H125V15H128ZM144 13H145V12H144ZM179 13H180V12H179ZM236 13H238V12H236ZM252 13H254V12H252ZM104 14H105V13H104ZM107 14H108V13H107ZM107 14L105 15V17L108 16ZM123 14H124V13H123ZM135 14H137V13H134V15H135ZM146 14H147V13H146ZM151 14H152V12H151ZM186 14H187V13H186ZM199 14H200V12H199ZM230 14H231V10H230ZM68 15H69V14H68ZM73 15H75V14H73ZM129 15H130V14H129ZM129 15H128V16H129ZM140 15H141V14H140ZM147 15H148V14H147ZM149 15H150V14H149ZM149 15H148V16H149ZM157 15H159V12L157 13ZM161 15H165V14L163 13V14H161ZM175 15H178L177 12H176ZM190 15H191V14H190ZM231 15H232V14H231ZM235 15H236V14H235ZM237 15H238V14H237ZM240 15H242V14H240ZM240 15H239V16H240ZM260 15H261V14H260ZM262 15H263V14H262ZM262 15H261V16H262ZM65 16H66V15H65ZM81 16H82V15H81ZM128 16H126V18H127ZM136 16H138V14H137ZM143 16H144V15H143ZM155 16H156V15H155ZM166 16H167V14H166ZM202 16H203V15H202ZM239 16H238V18H239ZM263 16H264V15H263ZM108 17H110V16H108ZM116 17H118V16H116ZM123 17H124V16H123ZM138 17H139V16H138ZM140 17L143 18L142 16H140ZM153 17H154V16H152V18H153ZM167 17H168V16H167ZM171 17H172V16H171ZM174 17H175V16H173V18H174ZM182 17H183V16H182ZM191 17H192V16H191ZM195 17H197V15H196ZM204 17H205V16H204ZM204 17H201V19L204 18ZM206 17H207V16H206ZM209 17H210V16H209ZM233 17H234V16H233ZM259 17H260V16H258V18H259ZM68 18H69V17H68ZM75 18H76V17H75ZM141 18H139V19H141ZM155 18H157V17H155ZM159 18H160V17H159ZM169 18H170V17H168L167 19H169ZM173 18H172V19H173ZM175 18H176V17H175ZM184 18H185V16H184ZM198 18H199V17H198ZM218 18H219V17H218ZM238 18H237L236 20H239V19H240V18H239V19H238ZM262 18H263V17H262ZM65 19H66V18H65ZM118 19H119V17H118ZM123 19H125V18H123ZM123 19H122V20H123ZM128 19L130 20V19H133V18H128ZM134 19H135V18H134ZM144 19H145V18H144ZM147 19H148V18H147ZM162 19H163V18H161V20H162ZM187 19H188V18L186 17L185 20H187ZM206 19H207V18H206ZM208 19H209V18H208ZM208 19H207L206 21H208ZM233 19H234V18H233ZM63 20H64V19H63ZM120 20H121V18H120ZM120 20H118V25H119V21H120ZM151 20H152V19H151ZM151 20L149 19L148 21L151 22ZM154 20H158V18H157V19H154V18H153V21H154ZM163 20H166V18L163 19ZM163 20H162V22H161L162 24H160V25H163V23H164V25H165L166 22H163ZM173 20H175V19H173ZM173 20H171V22H170V23L168 22V23L171 25V23L173 22ZM236 20H235V21H236ZM253 20H255V18H254ZM262 20L264 21V19H262ZM67 21H68V20H67ZM79 21H80V20H79ZM116 21H117V20H116ZM123 21H124V20H123ZM127 21H128V20H127ZM153 21H152V22H153ZM167 21H168V20H167ZM169 21H170V20H169ZM210 21H211V20H210ZM244 21H245V20H244ZM257 21H258V19H257ZM84 22H85V21H84ZM129 22H130V21H129ZM134 22H135V20H134ZM134 22H133V23H134ZM136 22H137V21H136ZM136 22H135V23H136ZM142 22H143V20H142ZM144 22H146V20H144ZM155 22H156V21H155ZM158 22H159V21H158ZM189 22H190V21H189ZM199 22H200V20H199ZM214 22H215V23L217 22L216 19H215ZM224 22H225V21H224ZM114 23H115V22H114ZM123 23H124V22H123ZM123 23H122V24H123ZM133 23L131 22L130 25H132ZM138 23H139V22H138ZM138 23H136V25H137ZM153 23H154V22H153ZM168 23H167V24H168ZM179 23H180V22H179ZM215 23H213V24L215 25ZM229 23H230V22H229ZM232 23H233V22H232ZM240 23H241V25H243L242 22H241V19H240ZM248 23H249V22H248ZM124 24H126V23H124ZM124 24H123V25H124ZM146 24H147V23H146ZM149 24H152V23H149ZM156 24L159 25V23H157V22H156ZM186 24H187V23H186ZM192 24H193V23H192ZM207 24H208V23H207ZM209 24H210V23H209ZM216 24H217V23H216ZM224 24H225V23H224ZM244 24H247V23H244ZM263 24H264V22H263ZM61 25H62V23H61ZM71 25H72V23H71ZM112 25H113V24H112ZM126 25H127V24H126ZM130 25L128 24L127 26L132 27V26H130ZM143 25H144V24H143ZM147 25H148V24H147ZM147 25H145L146 27L144 26V28H147ZM152 25H153V24H152ZM154 25H155V24H154ZM154 25H153V26H154ZM172 25H173V27L175 26L174 24H172ZM172 25L169 26V27H172ZM181 25H182V23H181ZM181 25H180V26H181ZM183 25H184V23H183ZM183 25H182L181 27H184ZM214 25H213V26H214ZM233 25H234V24H233ZM63 26H64V24H63ZM67 26H68V25H67ZM119 26H121V25H119ZM127 26H126V27H127ZM139 26H140V24H139ZM149 26H150V25H149ZM155 26H157V25H155ZM185 26H186V25H185ZM197 26H198V25H197ZM202 26H204V25H202ZM215 26H216V25H215ZM245 26H246V25H245ZM247 26H248V25H247ZM251 26H252V25H250V29H251ZM56 27H57V26H56ZM117 27H118V26H117ZM121 27H124V26H121ZM216 27L218 28V24H217ZM216 27H215V30H217ZM236 27H239V26H236ZM252 27H253V26H252ZM262 27H263V25H262ZM62 28H63V27H62ZM65 28H66V27H65ZM67 28H68V27H67ZM80 28H81V27H80ZM118 28H119V27H118ZM118 28H117V29H118ZM124 28H125V27H124ZM134 28L136 29V27L133 26V30H135ZM144 28H142V29H144ZM150 28H151V27H150ZM150 28H148V29H150ZM152 28H153V27H152ZM157 28H158V27H157ZM159 28H161V26H160ZM177 28H178V27H177ZM177 28H176V30H177ZM201 28H204V27H201ZM223 28H224V27H223ZM225 28H226V27H225ZM247 28H248V27H247ZM247 28L245 27L246 30H247ZM254 28H255V26H254ZM254 28H253V30H254ZM54 29H55V28H54ZM68 29H69V28H68ZM125 29H126V28H125ZM128 29H129V28H128ZM130 29H131V28H130ZM130 29H129V32H130ZM183 29H185V28H183ZM188 29H189V28H188ZM208 29H209V28H208ZM221 29H222V28H221ZM239 29H241V26H240ZM120 30H121V29H120ZM154 30H155V28H154ZM171 30L174 31V29H171ZM201 30H202V29H201ZM237 30H238V28H237ZM237 30H236V31H237ZM242 30H243V28H242ZM258 30H259V29H258ZM263 30H264V27H263ZM55 31H56V30H55ZM117 31H118V30H117ZM136 31H139V29L136 30ZM151 31H152V30H151ZM155 31H157V30H155ZM158 31H159V30H158ZM160 31H161V30H160ZM168 31H169V30H168ZM173 31H171L172 34H174L175 32H177V31H174V33H173ZM178 31H179V30H178ZM180 31H182V30H180ZM188 31H189V30H188ZM213 31H214V30H212V32H213ZM217 31H218V30H217ZM217 31H216V32H217ZM240 31H241V30H240ZM255 31H257V29H256ZM259 31H260V30H259ZM259 31H258V32H259ZM80 32H81V31H80ZM133 32H134V31H133ZM141 32H145V31H141ZM149 32H150V31H149ZM149 32H148V33H149ZM171 32H169V33L171 34ZM192 32H193V31H192ZM206 32H208V31H206ZM212 32L210 31V33H212ZM222 32H223V31H222ZM232 32H234V31H232ZM232 32H231V33H232ZM241 32L245 33L244 31H241ZM251 32H252V30H251ZM84 33H85V32H84ZM103 33H104V32H103ZM126 33H127V31H126ZM148 33H147V34H148ZM151 33H152V32H151ZM155 33H156V34H154V35H157V32H155ZM169 33H168V34H169ZM178 33H180V32H178ZM208 33H209V32H208ZM223 33H224V32H223ZM227 33H228V32H227ZM227 33H226V34H227ZM229 33H230V32H229ZM229 33H228V34H229ZM238 33H239V32H238ZM247 33H248V32H247ZM261 33H262V32H261ZM105 34H106V33H105ZM128 34H129V33H128ZM128 34H127V35H128ZM133 34H134V33H131V35H133ZM140 34H142V33H140ZM152 34H153V33H152ZM188 34H189V32H188ZM216 34H218V33H216ZM240 34H242V33H240ZM262 34H263V33H262ZM106 35H107V34H106ZM124 35H125L126 38H127V35H126L125 33H124ZM129 35H130V34H129ZM129 35H128V36H129ZM134 35H135V34H134ZM161 35H162V34H160V36H158V37H160L159 39L162 38ZM178 35H180V34H178ZM184 35H186V34H183V36H184ZM195 35H196V34H195ZM197 35H198V33H197ZM204 35H205V34H204ZM219 35H220V34H218V36H219ZM245 35H246V34H245ZM245 35H244V36H245ZM81 36H82V35H81ZM113 36H114V35H113ZM137 36H138V35H137ZM137 36H136V37H137ZM144 36H145V33H144ZM146 36L148 37V35H146ZM169 36H170V35H169ZM172 36H173V35H172ZM189 36H190V35H189ZM228 36H229V35H228ZM234 36H235V35L232 34V37H234ZM247 36H248V35H247ZM260 36L262 37L261 34H260ZM123 37H124V36H123ZM132 37H133V36H132ZM174 37H175V36H174ZM174 37H170V39H171V38L173 39ZM185 37H186V36H185ZM197 37H198V36H197ZM197 37L193 38V39H194V43H195V42H196V43L198 42L197 39H196ZM209 37H211V36H209ZM209 37H208V38H209ZM225 37H227V36H225ZM225 37H222V39H223V38L225 39ZM237 37H239L238 34H237ZM255 37H256V36H255ZM75 38H76V37H75ZM116 38H117V37H116ZM124 38H125V37H124ZM124 38H123V39H124ZM138 38H142V39H143V37H140V36H139ZM148 38H149V40H150L151 37L149 36ZM152 38L154 39V36H153ZM179 38H181V37H179ZM187 38H188V37H187ZM190 38L192 39V37H190ZM206 38H207V37H206ZM206 38H205V39H206ZM214 38H216V37H214ZM229 38H231V37H229ZM234 38H235V37H234ZM241 38H242V37H241ZM245 38H246V37H244V39H245ZM252 38H254V37H252ZM259 38H260V37H259ZM109 39H110V38H109ZM111 39L113 40V37H112V36H111ZM111 39H110V41H111ZM129 39H131V38L129 37ZM146 39H147V38H146ZM146 39H145V40H146ZM153 39H152V42H153ZM167 39H168V38H167ZM167 39H164V40L162 39V40L165 42V41H167ZM172 39H171V40H172ZM191 39H190V40H191ZM195 39H196V41H195ZM198 39H199V38H198ZM202 39H203V41H199V42H201V43H200L201 45H202V42L204 43V37H202ZM202 39H200V40H202ZM226 39H227V38H226ZM235 39H236V38H235ZM244 39H243V40H244ZM114 40H116V39H114ZM125 40H126V39H125ZM140 40H141V39H140ZM143 40H144V39H143ZM154 40L156 41L157 39H154ZM177 40H178V38H177ZM177 40H176V42L179 41V40H178V41H177ZM184 40H185V39H184ZM207 40H208V39H207ZM211 40H212V39H211ZM216 40H217V38L214 39L213 41L216 42ZM228 40H229V39H228ZM230 40H232V39H230ZM245 40H246V39H245ZM250 40H251V39H250ZM130 41H131V40H130ZM155 41H154L153 43H155ZM159 41H160V40H159ZM159 41H158V42H159ZM173 41H174V40H173ZM186 41H188V40H186ZM218 41L222 44V42H221L220 40H218ZM224 41H225V40H224ZM240 41H242V40H240ZM247 41H248V40H247ZM251 41H253V40H251ZM259 41H261V39H259ZM137 42H138V41H137ZM145 42H147V41H145ZM145 42H144V44H146ZM148 42H149V41H148ZM176 42H174V43H176ZM179 42H180V41H179ZM208 42H210V41L208 40ZM208 42H207V43H208ZM214 42H212V43H214ZM219 42H218V43H219ZM226 42H227V41H226ZM226 42H224V43H226ZM236 42H237V41H236ZM262 42H263V41H262ZM68 43H70V42H68ZM102 43H103V42H102ZM125 43L127 44V42H125ZM149 43L151 44V42H149ZM156 43H157V41H156ZM160 43H163V42L161 41ZM168 43H171V41H169V42L167 41V44H168ZM190 43L193 44V42H191V41H190ZM190 43H189V44H190ZM244 43H245V42H244ZM244 43H243V44H244ZM249 43H250V42H249ZM249 43H247V44H249ZM251 43H252V42H251ZM257 43H259V42H257ZM62 44H63V43H62ZM147 44H148V43H147ZM164 44H165V43H164ZM167 44H166V46L163 45V44H162V45L166 48V47H167ZM189 44H188V46H189ZM198 44H199V43H198ZM198 44H197V45H198ZM200 44H199V45H200ZM204 44H205V43H204ZM209 44H210V43H208L207 45L209 46ZM226 44H227V43H226ZM226 44H225V45H226ZM230 44H231V41H230ZM240 44H241V43H240ZM252 44H253V43H252ZM259 44H260V43H259ZM262 44H263V43H261L260 45H262ZM134 45H135V44H134ZM148 45H149V44H148ZM151 45H154V44H151ZM155 45L158 46V48H160L159 45H157V44H155ZM177 45H178V44H177ZM195 45H196V44H195ZM197 45H196V46H197ZM211 45H212V44H211ZM213 45H214V44H213ZM253 45H255V43H254ZM253 45H252V46H253ZM57 46H58V45H57ZM61 46H62V45H61ZM132 46H133V45H132ZM140 46H141V45H140ZM142 46H143V45H142ZM156 46H153L152 48L155 47V48L157 49ZM173 46H175V45H171V47H173ZM192 46H194V44H193ZM214 46L216 47V43H215ZM239 46H240V45H239ZM64 47H65V46H64ZM138 47H139V45H138ZM143 47H144V46H143ZM145 47H146V45H145ZM147 47H151V46L149 45V46H147ZM171 47H170V48H171ZM198 47H200V46H198ZM211 47H213V46H211ZM215 47H213V48H215ZM228 47H229V46H228ZM242 47L245 48L244 46H242ZM246 47H247V46H246ZM254 47H255V46H254ZM257 47H258V46H257ZM257 47H255V48H257ZM261 47H262V46H261ZM261 47H260V50L262 49ZM57 48H59V47H57ZM162 48H163V47H162ZM170 48L168 47V49H170ZM176 48H179V47L176 46ZM176 48H175V49H176ZM192 48H193V47H192ZM258 48H259V47H258ZM258 48H257L256 51L254 50L255 53L258 51ZM122 49H124V48L122 47ZM138 49H140V47H139ZM141 49H142V48H141ZM141 49H140V52H141ZM144 49H145V51L143 52ZM144 49L142 50V52H143L144 55H146V53H147L146 48H144ZM160 49H161V48H160ZM160 49H159V50H160ZM172 49H173V48H172ZM197 49H198V48H197ZM206 49H207V48H206ZM208 49L210 50L209 47H208ZM220 49H223V48H220ZM249 49H250V47H249ZM251 49H253V48L251 47ZM176 50H177V49H176ZM176 50L173 49V51H176ZM182 50H183V49H182ZM194 50H195V49H194ZM216 50H218V52L220 51V50L218 49V47H217ZM260 50H259V51H260ZM78 51H79V50H78ZM81 51H82V50H80L78 53H80ZM134 51H135V50H134ZM156 51H157V50H156ZM173 51H172V53H174ZM185 51H186V49H185ZM190 51H192V50H190ZM212 51L214 52L215 50H212ZM223 51H224V49H223ZM225 51H226V50H225ZM251 51H253V50H251ZM259 51H258V52H259ZM76 52H77V51H76ZM76 52L74 53V55L76 54ZM151 52H152V51H151ZM158 52H159V51H158ZM160 52H161V51H160ZM167 52L169 53V50H167ZM170 52H171V50H170ZM183 52H184V51H183ZM213 52H212V54H214ZM234 52H235V51H234ZM239 52H240V51H239ZM243 52H244V51H243ZM246 52H247V51H246ZM248 52H250V51H248ZM248 52H247V54H248ZM258 52H257V53H258ZM261 52H262V51H260V53H261ZM81 53H82V52H81ZM88 53H89V52H88ZM148 53H149V52H148ZM148 53H147V54H148ZM153 53H154V51H153ZM153 53H152V55L150 54V56H153ZM155 53H156V52H155ZM165 53H166V52H164V54H165ZM185 53H187V52H185ZM185 53H183V54H185ZM208 53H209V52H208ZM216 53H217V52H216ZM219 53H220V52H219ZM226 53H228V52H226ZM231 53H233V51H232ZM262 53H263V52H262ZM86 54H87V53H86ZM86 54H85V56H87ZM143 54H142V56H144ZM157 54H158V53H157ZM159 54H160V53H159ZM162 54H163V53H162ZM183 54H182V55H183ZM235 54H236V53H235ZM239 54H242V53H238L237 56H239ZM69 55H71V54H69ZM69 55H68V57H69ZM74 55L72 54V57H71V56H70V57L73 58ZM136 55H138V53H137ZM136 55H135V60H137V59H136ZM154 55H155V54H154ZM165 55H168V54H165ZM176 55L178 56L177 52H176ZM179 55H180V54H179ZM195 55H196V54H195ZM214 55H216V54H214ZM243 55H244V56H243ZM76 56H77V55H76ZM81 56H82V55H81ZM138 56H139V55H138ZM158 56H159V55H158ZM162 56H163V55H162ZM177 56H176V57H177ZM180 56H181V55H180ZM180 56H179V57H180ZM186 56H187V55H185V57H186ZM209 56H210V54H209ZM209 56H208V57H209ZM231 56H232V55H231ZM237 56H235V57H237ZM240 56L246 57L245 53L242 54V55H240ZM249 56H251V54H250ZM249 56H248V57H249ZM252 56H254V55H252ZM256 56H257V55H256ZM260 56H262V54H261ZM260 56H259V57H260ZM49 57H50V56H49ZM68 57H67V58H68ZM70 57L68 58L69 61L72 60V59H70ZM144 57H145V56H144ZM144 57L142 58L143 61H144V59H146V58H144ZM146 57H147V56H146ZM148 57H149V56H148ZM153 57H154V56H153ZM153 57H152V58H153ZM159 57H160V56H159ZM159 57H158V59H159ZM163 57H164V56H163ZM163 57H161V58H163ZM169 57H170V53H169L168 58H169ZM174 57H175V56H174ZM187 57H188V56H187ZM189 57H190V56H189ZM189 57H188V58H189ZM202 57H203V59H204V55H202ZM202 57H201V58H202ZM205 57H206V55H205ZM208 57H207V58H208ZM214 57H215V56H214ZM214 57H213V58H214ZM219 57H220V56H219ZM219 57H218V58H219ZM221 57H222V56H221ZM221 57H220V58H221ZM243 57H241V58H243ZM74 58H75V57H74ZM74 58H73V59H74ZM154 58H155V57H154ZM171 58H172V56H171ZM180 58H181V57H180ZM182 58H183V57H182ZM199 58H200V56H199ZM209 58H210V57H209ZM211 58H212V57H211ZM213 58H212V59H213ZM222 58H223V57H222ZM222 58H221V59H222ZM229 58H231V57L229 56ZM233 58H234V57H233ZM263 58H264V57H263ZM263 58H262V59H263ZM138 59H139V58H138ZM147 59H148V58H147ZM147 59H146V60H147ZM150 59H151V58H150ZM155 59H156V58H155ZM221 59H220V60H221ZM223 59H224V61H225V57H224ZM231 59H232V58H231ZM234 59H235V58H234ZM244 59H246V58H244ZM249 59H250V58H249ZM251 59H252V58H251ZM253 59H256V60H257L258 57H256V58L253 57ZM253 59H252V60H253ZM260 59H261V57H260ZM139 60H140V59H139ZM139 60H138V61H139ZM146 60H145V63H146ZM163 60H164V59H163ZM163 60H162V62H164ZM182 60H183V59H182ZM190 60H191V58H190ZM208 60H210V59H208ZM208 60H207V62H208ZM217 60H219V59H217ZM240 60H241V59H240ZM242 60H243V59H242ZM49 61H50V60H49ZM74 61H75V59H74ZM155 61H156V60H155ZM157 61H158V60H157ZM159 61H160V63H161V59H160ZM167 61H168V59H167ZM174 61H175V60H174ZM177 61H178V59L176 58V62H177ZM186 61L188 62L189 59L187 60V58H186V60H185V58H184V62H186ZM192 61H194L193 58H192ZM198 61H199V60H198ZM202 61H203V60H202ZM224 61H223V62H224ZM226 61H227V60H226ZM228 61H229V63H230V60H228ZM236 61H238V60L236 59ZM244 61H245V60H244ZM258 61H259V59H258ZM263 61H264V60H262V63H263ZM72 62H73V60H72ZM72 62H71V63H72ZM135 62H136V61H135ZM140 62H141V61H140ZM140 62L138 63L137 66L140 65ZM168 62H170V61H168ZM176 62H174V65H175ZM181 62H182V61H179V63H181ZM187 62H186V63H187ZM189 62H190V61H189ZM199 62H200V61H199ZM199 62H197V60H196V63H199ZM212 62H213V60H211V63H212ZM215 62H216V61H215ZM240 62H241V61H240ZM240 62H239V63H240ZM247 62H248V61H247ZM247 62L245 61V65H246ZM255 62H256V61H255ZM259 62H261V61H259ZM68 63H69V62H68ZM141 63H142V62H141ZM160 63L158 64L159 67H160V65H161ZM186 63H183V64H186ZM211 63H210V65H211ZM218 63H220V62H218ZM218 63H217V64H218ZM242 63H244V62H242ZM252 63H253V62H252ZM47 64H48V63H46V65H47ZM72 64H74V63H72ZM130 64H131V63H130ZM147 64H148V62H147ZM151 64L153 65V63H151ZM151 64H149V67L151 66ZM163 64H165V63H163ZM170 64H171V63H170ZM170 64H169V65H170ZM190 64H191V62H190ZM203 64H204V63H203ZM215 64H216V63H215ZM224 64H225V63H224ZM231 64H232V65H231ZM237 64H238V62L236 63V67H237ZM249 64H250V63H249ZM249 64H248V69L252 66V65L250 64L251 66L249 67ZM263 64H264V63H263ZM134 65L136 66L135 63H134ZM143 65H144V64H143ZM143 65H142V67H143ZM166 65H167V64H166ZM176 65H177V64H176ZM178 65H179V64H178ZM180 65H182V64H180ZM180 65H179V66H180ZM195 65H196V64H195ZM201 65H202V64H201ZM204 65L207 66V64H204ZM204 65H202V67L205 68ZM210 65H209V66H210ZM227 65H230V67H232V66H235V63H234V64H233V63H230V64H227ZM240 65L242 66V65H244V64H241V63H240ZM254 65H256V63H254ZM258 65H259V64H258ZM44 66H45V65H44ZM105 66H106V65H105ZM170 66H171V65H170ZM182 66H183V65H182ZM199 66H200V64H199ZM209 66H208V67H209ZM213 66H215V65H213ZM260 66H262L261 63H260V65H259V67H260ZM103 67H104V66H103ZM132 67H133V66H132ZM139 67H140V66H139ZM144 67H145V66H144ZM146 67H147V66H146ZM146 67H145V68H146ZM161 67L163 68V66H161ZM183 67H185V66H183ZM189 67H190V66H189ZM191 67H192V66H191ZM193 67H195V66L193 65ZM208 67H207V68H208ZM216 67L219 69L220 66L218 67V65H217ZM221 67H223V65H222ZM225 67H227V66L225 65ZM244 67H245V66H244ZM253 67H254V66H253ZM51 68H52V67H51ZM128 68L130 69V67H128ZM128 68H126V69H128ZM145 68H143V69L145 70ZM147 68H148V67H147ZM154 68H155V69H153V70H157V68L155 67V64H154ZM164 68H165V67H164ZM164 68H163V69H164ZM166 68H167V67H166ZM166 68H165V69H166ZM174 68H176V67H174ZM179 68H182V67H179ZM197 68H198V66H197ZM199 68H200V67H199ZM211 68H213V67H211ZM233 68H234V67H233ZM233 68H231V69H233ZM237 68H240L239 65H238ZM245 68H246V67H245ZM245 68H244V69H245ZM261 68H263V67H261ZM261 68H260V70H261ZM129 69H128L127 71H129ZM131 69H132V68H131ZM133 69H135V68H133ZM133 69H132V70H133ZM150 69H151V67H150ZM160 69H161V68H160ZM163 69H162V70H163ZM171 69H173V68L171 67ZM189 69H190V68H189ZM195 69H196V67H195ZM208 69H209V68H208ZM215 69H216V68H215ZM215 69H214V70H215ZM220 69H222V68H220ZM226 69L228 70V68H226ZM235 69H236V68H235ZM244 69H243V70H244ZM250 69H253V68H250ZM256 69H257V67L255 68V70H256ZM258 69H259V68H258ZM136 70H137V69H136ZM146 70H148V69H146ZM166 70H168V68H167ZM169 70H170V69H169ZM177 70H178V69H177ZM179 70H180V69H179ZM179 70H178V71H179ZM185 70H186V69H184L183 71H185ZM237 70H239V69H237ZM243 70H242V71H243ZM134 71H135V70H134ZM137 71H138V70H137ZM148 71H149V70H148ZM151 71H152V70H151ZM170 71H171V70H170ZM178 71H177V72H178ZM197 71H198V69H197ZM200 71H201V70H200ZM207 71H209V70H207ZM212 71H213V70H212ZM215 71H216V70H215ZM217 71H218V70H217ZM230 71H232V70H230ZM235 71H236V70H235ZM239 71H241V69H240ZM239 71H237V72H239ZM242 71H241V72H242ZM244 71H245V70H244ZM246 71H247V70H246ZM250 71H252V70H248V72H250ZM256 71H257V70H256ZM256 71H254V72H256ZM263 71H264V70H263ZM129 72H131V71H129ZM144 72H145V71H143V73H142V72H141V73H142V74H145ZM146 72H147V71H146ZM157 72H158V71H157ZM160 72H161V71H160ZM164 72H165V70H164ZM186 72H187V71H186ZM202 72L205 73V71H203V70H202ZM202 72H201V73H202ZM213 72H214V71H213ZM226 72H227V71H226ZM226 72H223V74L226 73ZM232 72H233V75H236V74H234V71H232ZM254 72H250V73L253 74ZM167 73H168V71H167ZM178 73H181V72L179 71ZM188 73H189V72H188ZM188 73H187V74H188ZM190 73H191V71H190ZM197 73H198V72H197ZM210 73H211V72H210ZM230 73H231V72H230ZM230 73H229V74H230ZM235 73H236V72H235ZM243 73L245 74V72H243ZM256 73H257V72H256ZM261 73H262V72H261ZM263 73H264V72H263ZM45 74H46V73H45ZM89 74H90V73H89ZM89 74H88V75H89ZM152 74H153V73H152ZM154 74H155V73H154ZM154 74H153V76H155ZM170 74H171V72H170ZM219 74H220V70H219ZM223 74H222V75L220 74L221 77H223ZM226 74H227V73H226ZM226 74H225V75H226ZM229 74H228V75H229ZM239 74H240V73H239ZM239 74H237V75H239ZM252 74H251V75H252ZM258 74H259V70H258ZM140 75H141V74H140ZM172 75H174V73H173ZM191 75L193 76L192 73H191ZM200 75H201V74H200ZM200 75H199V77H201ZM204 75H205V74H204ZM206 75H208V74H206ZM210 75H211V74H210ZM213 75H214V74H213ZM225 75H224V76H225ZM228 75H227V76H228ZM237 75H236V77H237ZM254 75H255V74H254ZM254 75H252V76H254ZM127 76H128V75H127ZM144 76H145V75H144ZM159 76H160V74H159ZM170 76H171V75H170ZM170 76H168V77H170ZM179 76H181V75H178V77H179ZM192 76H191V78L193 79ZM196 76H198V75H196ZM202 76H203V75H202ZM208 76H209V75H208ZM208 76H207V77H208ZM218 76H219V75H218ZM218 76H216V77H218ZM230 76H231V74H230ZM240 76H241V74H240ZM262 76H263V75H262ZM88 77H89V76H88ZM90 77H91V76H90ZM90 77H89V78H90ZM130 77H133L132 74H131ZM134 77H137V75L134 76ZM157 77H158V74H157ZM163 77H164V75H163ZM166 77H167V76H166ZM171 77H173V78L176 77V78H177V74L174 75V76H171ZM187 77H188V76H187ZM187 77L185 76L184 78L187 79ZM194 77H195V76H194ZM214 77H215V76H214ZM231 77H233V76H231ZM247 77H248V76H247ZM250 77H251V76H250ZM258 77H259V76H258ZM140 78H142V76H140ZM145 78H146V77H145ZM145 78H143V79H145ZM147 78H148V76H147ZM147 78H146V79H147ZM149 78H150V77H149ZM181 78H182V77H181ZM201 78H202V77H201ZM204 78H206V77H204ZM210 78H211V77H210ZM228 78H229V77H228ZM233 78H234V77H233ZM242 78H244V77H241V78L239 77L238 79H239V80L241 79V81H243ZM253 78H254V77H253ZM261 78H262V77H261ZM57 79H58V78H57ZM134 79H136V78H134ZM137 79H138V77H137ZM137 79H136V81H137ZM146 79H145V80H146ZM151 79H152V78H151ZM158 79H161V78H158ZM177 79H178V78H177ZM198 79H199V78H198ZM198 79H195V80H198ZM202 79H203V78H202ZM216 79H217V78H216ZM231 79H232V78H231ZM244 79H245V78H244ZM263 79H264V78H263ZM58 80H59V79H58ZM141 80H142V79H141ZM179 80H181V79H179ZM193 80H194V79H193ZM195 80H194V82H195ZM203 80H204V79H203ZM213 80H214V79H213ZM223 80L226 81V78L224 77ZM232 80H233V79H232ZM232 80H228V81H232ZM234 80H235V86L237 85V87H239V83L237 84V79H234ZM239 80H238V82H240ZM245 80L247 81V80H249V79L246 78ZM253 80L255 81L256 78L253 79ZM132 81H133V80H132ZM156 81H157V80H156ZM156 81H153V82H156ZM162 81H165V78H164V80L162 79ZM171 81H174V80H170L169 82H171ZM181 81H182V80H181ZM198 81H199V80H198ZM206 81H207V80H206ZM210 81H211V80H210ZM214 81H215V80H214ZM217 81H218V79H217ZM217 81H216V82H217ZM225 81H224V82H225ZM250 81H251V80H250ZM261 81H262V80H261ZM261 81L259 80V82H261ZM134 82H135V81H134ZM143 82H145V81H143ZM143 82H142V83H143ZM148 82H149V81H148ZM148 82H147V83H148ZM150 82H151V80H150ZM150 82L148 83V85L152 84V83H150ZM159 82H161V81H159ZM169 82L167 81V83H169ZM176 82L178 83V81H176ZM188 82H189V80H188ZM196 82H197V81H196ZM200 82H202V81H200ZM207 82H208V81H207ZM218 82H219V81H218ZM243 82H245V81H243ZM247 82H248V81H247ZM247 82H245V83H247ZM132 83H133V82H132ZM137 83H138V82H137ZM137 83H136V84H137ZM140 83H141V81H140ZM183 83H184V81H183ZM186 83H187V82L185 81V84H186ZM189 83H190V82H189ZM209 83H210V82H209ZM221 83H222V82H221ZM221 83H219V85H216V86H217V87H218V86H221V85H220ZM228 83H229V82H228ZM230 83H231V82H230ZM240 83H241V82H240ZM248 83H249V82H248ZM256 83H258V81H257ZM262 83H263V81H262ZM57 84H59V83H58V82L55 83L56 86H57ZM97 84H98V82H97ZM153 84H154V83H153ZM157 84H158V83H157ZM157 84L155 83L154 86H158ZM161 84H163V83H161ZM165 84H166V83H164V85H165ZM180 84H181V83H180ZM185 84H184L183 86H185ZM187 84H188V83H187ZM190 84H191V83H190ZM217 84H218V83H217ZM222 84L225 85L226 83H222ZM231 84L234 85L233 83H231ZM249 84H250V83H249ZM251 84H252V82H251ZM251 84H250V85H251ZM253 84H254V83H253ZM253 84H252V85H253ZM260 84H261V83H260ZM38 85H39V84H38ZM64 85H65V84H64ZM132 85H133V84H132ZM142 85H143V84H142ZM145 85H146V84H145ZM159 85H160V84H159ZM168 85H170V83H169ZM177 85H179V84H177ZM206 85H207V84H206ZM212 85H214V84H212ZM227 85H228V84H227ZM243 85H244V84H243ZM252 85H251V87H252ZM255 85H256V84H255ZM257 85H258V84H257ZM58 86H59V85H58ZM65 86H66V85H65ZM138 86H139V85H138ZM193 86H194V84H193ZM200 86H201V85H200ZM208 86H211V85H208ZM230 86H231V85H229V88H230ZM245 86H246V85H245ZM50 87H51V86H50ZM148 87H149V86H148ZM150 87H152V86H150ZM177 87H178V86H177ZM181 87H182V86H181ZM187 87H188V86H187ZM189 87H190V85H189ZM212 87H213V86H212ZM212 87H211V88H212ZM248 87H249V86H248ZM251 87H249V88H251ZM256 87H257V86H256ZM167 88H168V87H167ZM172 88H173V87H172ZM183 88H184V87H183ZM195 88H196V86H195ZM197 88H198V87H197ZM211 88H210V89H211ZM220 88H221V87H220ZM220 88H219V89H220ZM224 88H225V87H224ZM224 88H223V89H224ZM227 88H228V86H227ZM227 88H226V89H227ZM231 88H232V87H231ZM233 88H234V87H233ZM239 88H241V87H239ZM243 88H244V87L242 86V89H243ZM35 89H36V88H35ZM37 89H38V88H37ZM39 89H40V88H39ZM54 89H55V88H54ZM59 89H60V88H59ZM145 89H146V87H145ZM155 89H156V88H154V90H155ZM157 89H158V87H157ZM157 89H156V91H157ZM162 89H164V88H161V92H162ZM170 89H171V88H170ZM178 89H180V88H178ZM178 89H177V92H178V91H181V90H178ZM214 89H215V88H214ZM216 89H218V88H216ZM237 89H238V88H237ZM246 89H247V86H246ZM252 89H253V88H252ZM255 89H256V88H255ZM132 90H133V89H132ZM139 90H140V88H139ZM141 90H143V89L141 88ZM150 90H151V88H150ZM152 90H153V89H152ZM154 90H153V91H154ZM158 90H159V89H158ZM166 90H167V89H166ZM174 90H175V88H174ZM191 90H192V89H191ZM197 90H198V89H197ZM227 90H228V89H227ZM238 90H239V89H238ZM256 90H257V89H256ZM260 90H261V89H260ZM50 91H51V90H50ZM69 91H70V90H69ZM135 91H137L136 88H135V90L133 91V93H135ZM143 91H145V90H143ZM164 91H165V90H164ZM168 91H169V89H168ZM194 91H196V90H194ZM194 91H193V92H194ZM198 91H200V89H199ZM216 91H217V90H216ZM230 91L232 92V90H230ZM230 91H229V92H230ZM235 91H236V90H235ZM240 91H241V90H239V91H237V92H240ZM246 91H247V90H246ZM246 91H245V93H247V92H249V91L251 92V90H249V91H247V92H246ZM262 91H263V90H262ZM40 92H41V91H40ZM58 92H59V90H58ZM137 92L139 93V91H137ZM137 92H136L135 94L138 96V93H137ZM141 92H142V91H141ZM169 92H170V91H169ZM174 92L176 93V91H174ZM188 92H189V91H188ZM191 92H192V91H191ZM191 92H190V93H191ZM202 92H203V91H202ZM213 92H215V91H213ZM217 92H218V91H217ZM243 92H244V91H243ZM253 92H254V91H253ZM256 92H257V91H256ZM68 93H69V92H68ZM131 93H132V91H131ZM164 93H165V92H164ZM223 93H224V92H223ZM139 94H141V93H139ZM152 94H153V93H152ZM162 94H163V93H162ZM166 94H167V93H166ZM168 94H169V93H168ZM172 94H173V93H172ZM180 94H181V93H180ZM180 94H179V96H180ZM187 94H188V93H187ZM191 94H193V93H191ZM194 94H195V93H194ZM200 94H201V93H200ZM202 94H203V93H202ZM204 94H205V93H204ZM217 94H219V93H217ZM242 94H243V93H242ZM249 94H250V93H249ZM170 95H171V93H170ZM173 95H174V94H173ZM176 95H178V94H176ZM185 95H186V94H185ZM188 95H189V94H188ZM188 95H187V96H188ZM207 95H208V94H207ZM209 95H211V94H209ZM214 95H215V96H218V95H216V94H214ZM231 95H232V94L230 93L229 98H228L227 100H229V99L232 97ZM240 95H241V93H240ZM240 95H239V93H238V96H240ZM245 95H246V94H245ZM259 95H260V94H259ZM137 96H136L135 99H137ZM157 96H158V94H157ZM168 96H169V95H168ZM181 96H182V95H181ZM187 96H186V97H187ZM189 96H190V95H189ZM202 96H204V95H202ZM222 96H223V94H221V98H222ZM224 96H225V95H224ZM224 96H223V97H224ZM230 96H231V97H230ZM234 96H235V95L233 94V97H234ZM241 96H242V95H241ZM247 96H248V95H246V97H247ZM58 97H59V96H58ZM64 97H65V96H64ZM133 97H134V96H133ZM177 97H178V96H177ZM196 97H198V96H196ZM242 97H243V96H242ZM248 97H249V96H248ZM263 97H264V96H263ZM170 98H172V96H170L168 99H170ZM188 98H189V97H188ZM202 98H204V97H202ZM202 98H201V99H202ZM211 98L213 99V97H211ZM236 98H239V97H236ZM236 98H234L233 101H236V102L238 103L239 100H238V101L235 100ZM249 98H250V97H249ZM249 98H248V99H249ZM254 98H256V97H253V101H254ZM138 99H140V97H139ZM138 99H137V100H138ZM168 99H166V102H165V103H167V101L170 102V100H168ZM173 99H174V98H173ZM175 99H176V96H175ZM179 99L182 100V98H179ZM179 99H178V100H179ZM184 99H185V98H183V101L186 100V99H185V100H184ZM195 99H196V98H195ZM224 99H226V98H224ZM241 99H242V98H241ZM241 99H240V101H241ZM248 99H247V100H248ZM262 99H263V98H262ZM176 100H177V99H176ZM176 100H175V103H176ZM178 100H177V101H178ZM198 100H199V99H198ZM202 100H203V99H202ZM202 100H201V101H202ZM214 100L217 101V99H214ZM219 100H220V99H219ZM222 100H223V99H222ZM230 100H232V99H230ZM230 100H229V101H230ZM242 100H244V99H242ZM255 100H256V99H255ZM211 101H212V100H211ZM224 101H226V100H224ZM224 101H223V102H224ZM240 101H239V102H240ZM245 101H246V99H245ZM173 102H174V101H173ZM189 102H190V101H189ZM189 102H187V103H189ZM192 102H193V101H192ZM194 102H195V101H194ZM194 102H193V103H194ZM197 102H198V101H197ZM197 102H196V103H197ZM214 102H215V101H214ZM219 102H220V101H218V103H219ZM223 102H222V104H223ZM230 102H232V101H230ZM254 102H255V101H254ZM254 102H253V104H254ZM179 103H181V102L179 101ZM179 103H178L177 106H179ZM215 103H216V102H215ZM224 103L227 104L226 102H224ZM242 103H243V102H242ZM247 103H248V101H247ZM24 104H25V103H24ZM55 104H56V103H55ZM167 104H168V107H169V104H170V103H167ZM167 104H166V107H167ZM190 104H191V103H190ZM222 104H221V106H222ZM228 104H229V103H228ZM231 104H232V103H231ZM231 104H230V105H231ZM233 104L235 105L234 102H233ZM248 104H249V103H248ZM248 104H247V105H248ZM181 105H182V104H181ZM187 105H188V104H187ZM191 105H192V104H191ZM194 105H195V103H194ZM194 105H193V106H194ZM197 105H198V104H197ZM211 105H212V104H211ZM211 105H210V107H212ZM234 105H231V106L235 107ZM241 105H242V104H241ZM244 105H245V104H244ZM195 106H196V105H195ZM199 106H201V105L199 104ZM207 106L209 107L208 104H207ZM216 106H217V105H216ZM219 106H220V105H219ZM221 106H220L219 108H221ZM183 107H185V106H183ZM190 107H191V106H190ZM196 107H198V106H196ZM202 107H203V105H202ZM208 107H207V108H208ZM223 107H224V105H223ZM228 107H229V105H228ZM237 107H238V104H237ZM237 107H236V108H237ZM244 107H246V106H243V109H244ZM247 107H248V106H247ZM252 107H253V105H252ZM176 108H177V107H176ZM176 108H175V109H176ZM178 108H179V107H178ZM187 108H188V106H186V109H187ZM193 108L195 109V107H193ZM193 108H191V109L193 110ZM225 108H226V107H225ZM225 108H224V109H220V110L224 111ZM236 108H235V109H236ZM238 108H239V107H238ZM259 108H260V107H259ZM261 108H263V107H261ZM168 109H169V108H168ZM189 109H190V108H189ZM189 109H187V110H189ZM191 109H190V110H191ZM196 109H197V108H196ZM196 109H195V110H196ZM228 109H230V107H229ZM254 109H255V108H254ZM173 110H174V107H173L172 111H173ZM184 110H185V109H184ZM184 110H183V111H184ZM195 110H193V111H195ZM204 110H205V109H204ZM204 110H203V111H204ZM212 110H213V109H212ZM214 110H215V112H216V111L220 112V111L218 110V108H217V109L214 108ZM226 110H227V109H226ZM231 110H232V109H231ZM231 110H230V112H231ZM247 110H248V109H247ZM249 110H250V109H249ZM249 110H248V111H249ZM183 111H182V112H183ZM200 111H201V108H200ZM200 111H199V109H198V112H200ZM205 111H208V110H205ZM222 111H221L220 115H224V113L227 112V111H226V112H224V113L222 114ZM228 111H229V110H228ZM232 111H233V112H234V111L236 112L237 110H234V109H233ZM244 111H246V110L244 109ZM250 111H251V110H250ZM253 111H254V110H253ZM263 111H264V109H263ZM167 112H169V111L167 110ZM170 112H171V111H170ZM209 112H211V111H209ZM215 112H214V113H215ZM218 112H217V113H218ZM172 113H173V112H172ZM175 113H176V112H175ZM179 113L182 114L181 112H179ZM192 113H193V112H191V114H192ZM203 113H204V112H203ZM212 113H213V112H212ZM212 113H211V114H212ZM231 113H232V112H231ZM231 113H230V114H231ZM248 113H249V112H248ZM168 114H169V113H168ZM177 114H178V112L176 113V115H177ZM184 114H185V113H184ZM186 114H187V112H186ZM188 114H190V112H189ZM196 114H197V112L195 113V117H194V118H196ZM199 114H202V112L199 113ZM226 114H227V113H226ZM226 114H225V115H226ZM237 114H239V113L236 112L235 115H234V114H233V115L236 116ZM172 115H173V114H172ZM182 115H183V114H182ZM193 115H194V113H193ZM203 115H205V114H202V116H203ZM206 115H207V114H206ZM218 115H219V114H218ZM225 115H224V116H225ZM243 115H244V114H242L241 116H243ZM262 115H263V114H262ZM190 116H191V115H190ZM190 116H189V117H190ZM209 116H211V115H209ZM209 116H207V118H208V120H211L212 118L209 117ZM227 116H230V115L227 114ZM239 116H240V115H239ZM246 116H248V114H247ZM177 117H178V116H177ZM181 117H182V116H181ZM181 117H180L179 119H181V121H182V118H185V117H187V116L182 117V118H181ZM203 117H204V116H203ZM203 117H202V118H203ZM213 117H214V115H213ZM215 117H216V116H215ZM219 117H220V116H219ZM225 117H226V116H225ZM231 117H233V116L231 115L229 118H231ZM237 117H238V116H237ZM248 117H249V116H248ZM262 117H263V116H262ZM72 118H73V117H72ZM171 118H172V117H171ZM194 118H191V117H190L189 119H194ZM209 118H211V119H209ZM229 118H228V119H229ZM242 118H244V116H243ZM245 118H246V117H245ZM250 118H252V116H251ZM197 119H200V118L197 117ZM197 119H195V120L197 121V123L199 122V126H200V125H201V123H200L201 121H198ZM204 119H205V117H204ZM204 119H202V120H204ZM217 119H218V117H217ZM225 119H227V118H225ZM237 119L240 120L239 117H238ZM252 119H253V118H252ZM76 120H77V119H76ZM174 120H177V119L174 118ZM183 120H184V119H183ZM200 120H201V119H200ZM213 120H215V119H213ZM218 120H219V119H218ZM222 120H224L223 117H222ZM229 120H231V119H229ZM239 120H237V121H239ZM178 121H179V120H178ZM181 121H180V122H181ZM186 121H191V120H186ZM193 121H194V120H193ZM205 121H206V120H205ZM219 121H220V120H219ZM263 121H264V119H263ZM263 121H262V122H263ZM142 122H143V121H142ZM194 122H195V121H194ZM202 122H203V121H202ZM215 122H216V121H215ZM226 122L228 123L229 121L226 120L225 123H226ZM253 122H254V120H253ZM174 123H175V122H174ZM176 123H177V122H176ZM182 123H184V122H182ZM197 123H196V124H197ZM205 123H206V122H204V125H206ZM209 123H211V122H209ZM209 123H208V125H209ZM218 123H219V122H218ZM263 123H264V122H263ZM192 124H194V123H192ZM212 124H213V122H212ZM214 124H215V123H214ZM216 124H217V123H216ZM240 124L243 125V123H240ZM250 124H251V123H250ZM252 124H253V123H252ZM254 124H255V122H254ZM256 124H257V123H256ZM259 124H260V123H259ZM176 125H177V124H176ZM179 125H181V124L179 123ZM179 125H178V126H179ZM190 125H191V123H190ZM197 125H198V124H197ZM197 125H196V126H197ZM202 125H203V123H202ZM244 125H245V124H244ZM244 125H243V126H244ZM247 125H248V124H247ZM173 126H174V125H173ZM182 126H183V124H182ZM191 126H192V125H191ZM211 126H212V125H211ZM214 126H215V125H213V127H214ZM218 126H219V125H218ZM218 126H217V127H218ZM222 126H224V124H222ZM260 126H261V124H260ZM262 126H263V125H262ZM229 127H230V126H229ZM249 127H250V126H249ZM253 127H254V126H253ZM258 127H259V125L257 126V128H258ZM21 128H22V127H21ZM189 128H190V127H189ZM221 128H222V127H221ZM224 128H225V127H224ZM230 128H231V127H230ZM255 128H256V125H255ZM257 128H256V129H257ZM259 128H260V127H259ZM261 128H262V127H261ZM18 129H19V128H18ZM190 129H192V128H190ZM194 129H196V128L194 127ZM194 129H193V130H194ZM240 129H241V128H240ZM249 129H250V128H249ZM262 129H263V132H264V127H263ZM262 129H260V130H262ZM133 130H134V129H133ZM186 130H188V129H186ZM186 130H185V131H186ZM196 130H197V129H196ZM196 130H194V131H196ZM227 130H228V129H227ZM227 130H226V131H227ZM231 130H232V129H231ZM241 130H242V129H241ZM244 130H245V129H244ZM247 130H248V128H247ZM254 130H255V129H254ZM258 130H259V129H257L256 131H258ZM43 131H44V130H43ZM202 131H203V130H202ZM215 131H217V130H215ZM215 131H214V132H215ZM224 131H225V130H224ZM226 131H225V132H226ZM232 131H233V130H232ZM232 131H231V133H232ZM252 131H253V129H252ZM25 132H26V131H25ZM225 132H224V133H225ZM243 132H244V131H243ZM253 132H254V131H253ZM39 133H40V132H39ZM43 133H44V132H43ZM190 133H191V130H190ZM204 133H205V129H204ZM217 133L219 134L218 131H217ZM228 133H230V132L228 131ZM241 133H242V132H241ZM241 133H240V134H241ZM258 133H260V132H258ZM33 134H34V133H33ZM200 134H201V132H200ZM202 134H203V133H202ZM238 134H239V133H238ZM249 134H250V133H249ZM256 134H257V133H256ZM43 135H44V134H43ZM81 135H82V134H81ZM190 135H191V134H190ZM211 135H213V134H211ZM216 135H217V134H216ZM263 135H264V134H263ZM31 136H33V135L31 134ZM83 136H84V135H83ZM194 136H195V135H194ZM203 136H204V135H203ZM220 136H221V135H220ZM228 136H230V135L228 134ZM237 136H238V135H237ZM248 136H249V135H248ZM260 136H262V133H261ZM25 137H26V136H25ZM29 137H30V136H29ZM29 137L27 136V140H25V141H24V139H23L24 137L21 138V139H23V140H21V139H18L17 135H15V139L12 138V141L14 140V142H13L12 145H14L15 150L17 151V153H18V155H19V158L17 157V158L19 159L18 161H20L21 159H22V160H24V159H25V160L30 159V158H28V154H30L29 152H30V150H31L30 148H32L33 146L36 147L37 144H38L37 146L39 147V143H40V142L36 144V142H35L36 140H34V138L30 139ZM33 137H35V136H33ZM197 137H199V136H197ZM212 137H213V136H212ZM252 137H253V136H252ZM263 137H264V136H263ZM35 138H36V137H35ZM117 138H118V137H117ZM152 138H153V137H152ZM201 138H203V137H201ZM218 138H219V136H218ZM221 138H222V136H221ZM239 138H240V137H239ZM243 138H244V136H242V139H243ZM250 138H251V137H250ZM258 138H259V137H258ZM261 138H262V137H261ZM153 139H154V138H153ZM187 139H188V137L186 138V140H187ZM190 139H191V138H190ZM192 139H194V138H192ZM197 139H198V138H197ZM246 139H247V138H246ZM259 139H260V138H259ZM120 140H121V139H120ZM146 140H147V139H146ZM256 140H257V139H256ZM40 141H41V140H40ZM43 141H44V140H43ZM118 141H119V140H118ZM152 141H153V140H152ZM152 141H151V142H152ZM154 141H157V138H156V140L154 139ZM154 141H153V142H154ZM192 141H193V140H192ZM194 141H195V139H194ZM199 141H201V140H199ZM233 141H236L235 138H234ZM243 141H244V140H243ZM253 141H254V140H253ZM258 141H259V143L261 142L260 140H258ZM263 141H264V140H263ZM263 141H262V142H263ZM41 142H42V141H41ZM44 142H45V141H44ZM146 142H147V141H146ZM196 142H197V141H196ZM217 142L220 143V142H219V139H218ZM237 142H239V140H237ZM241 142H242V141H241ZM262 142L260 143L261 145H262ZM148 143H149V142H148ZM156 143H157V142H156ZM185 143H186V142H185ZM192 143H193V142H192ZM200 143H201V142H200ZM200 143H196V145H197V144L202 145V144H200ZM211 143H212V140H211ZM213 143H214V142H213ZM213 143H212L211 145L214 146L216 143H214V144H213ZM224 143H225V142H224ZM230 143H231V142H230ZM230 143H228V144H230ZM254 143H255V142H254ZM35 144H36V145H35ZM45 144H46V142H45ZM144 144L146 145V143H144ZM181 144H182V143H181ZM183 144H184V143H183ZM193 144H194V143H193ZM220 144H221V143H220ZM225 144H226V143H225ZM228 144H227V145H228ZM257 144H258V143H257ZM263 144H264V143H263ZM41 145H42V147H43V144H41ZM119 145H120V144H119ZM145 145H144V146H145ZM154 145H155V143L153 144V147H154ZM157 145H158V147H159V144H157ZM196 145H195V146H196ZM221 145H222V144H221ZM232 145H233V144H232ZM251 145H252V144H251ZM10 146H11V145H10ZM147 146H149V145H147ZM147 146H146V147H147ZM151 146H152V145H151ZM181 146H182V145H181ZM186 146H187V145H186ZM190 146H192V144H191ZM209 146H210V144L207 145L206 148L209 147ZM215 146H216V145H215ZM215 146H214V148H215ZM218 146H219L218 148L225 147V145H223L222 147H220V145H218ZM236 146H238V145H236ZM247 146H248V145L246 144V147H247ZM253 146H254V145H253ZM253 146H251L250 148H253ZM262 146H263V145H262ZM146 147H145V149H146ZM153 147H150V148L147 147V148H148V150L150 149V152L153 151V153L155 154V152H154L155 149L152 150ZM160 147H161V145H160ZM210 147H211V146H210ZM210 147H209V148H210ZM233 147H235V146H232V148H233ZM241 147H242V146H241ZM248 147H249V146H248ZM248 147H247V148H248ZM254 147H256L257 150H258V147H259V146H254ZM36 148H37V147H36ZM50 148H51V147H50ZM180 148H181V147H180ZM186 148H187V147H186ZM196 148H197V147H196ZM214 148H213V150H214L215 152H214V151H212V152L216 153V150H217V149H214ZM232 148L230 147L229 149L232 150ZM235 148H236V147H235ZM262 148H263V147H262ZM12 149H13V147H11V150H12ZM142 149H143V146H142ZM157 149H158V148H157ZM159 149H160V152H161V148H159ZM159 149H158V150H159ZM200 149H202V148H200ZM210 149H211V148H210ZM229 149H228V150H229ZM243 149H244V148H243ZM254 149H255V148H254ZM33 150H34V149H33ZM148 150L146 149V152H147ZM211 150H212V149H211ZM219 150H220V149H219ZM221 150H222V149H221ZM221 150H220V151H221ZM250 150H252V149H250ZM259 150H260V148H259ZM262 150H263V149H262ZM13 151H14V150H13ZM40 151H41V150H40ZM197 151H198V150H197ZM222 151H223V150H222ZM246 151H247V149H246ZM14 152H15V151H14ZM162 152H163V151H162ZM229 152H230V154H231L232 152L234 153V151L231 152L230 150H229ZM248 152H250V151L248 150ZM251 152H252V151H251ZM251 152H250V153H251ZM259 152H260V151H259ZM17 153H16V154H17ZM185 153H186V152H185ZM185 153H183V154H185ZM190 153H191V152H190ZM198 153H199V151L197 152V154H198ZM206 153H208V150H207ZM210 153H211V152L209 151V154H210ZM235 153H236V150H235ZM253 153H254V152H253ZM253 153H251V154L254 155ZM262 153H263V151H262ZM10 154H11V153H10ZM140 154H141V153H140ZM145 154H146V153H145ZM154 154H153V155H154ZM156 154H157V153H156ZM156 154H155V158H156V156H157ZM197 154H196V155H197ZM204 154H205V152H204ZM220 154H221V153H220ZM230 154H229V156H230ZM251 154H250V155H251ZM256 154H257V153H256ZM259 154H261V153H259ZM259 154H258V156H260ZM30 155H31V154H30ZM143 155H144V154H143ZM147 155L149 156V154H147ZM161 155H162V154H161ZM164 155H165V154H164ZM185 155H186V154H185ZM185 155H183V156H185ZM192 155H193V154H192ZM192 155H191V156H192ZM221 155H222V154H221ZM247 155H249V154L247 153ZM250 155H249V156H250ZM261 155H262V154H261ZM26 156H27V157H26ZM114 156H115V155H114ZM141 156H142V155H141ZM145 156H146V155H145ZM148 156H147V157H148ZM150 156H151V154H150ZM159 156H160V155H159ZM187 156L189 157V159H191V158H190V155H187ZM194 156H195V155H193V157H194ZM205 156H206V154H205ZM216 156H217V155H216ZM249 156H248V157H249ZM255 156H256V155H255ZM258 156H257V157H258ZM157 157H158V156H157ZM163 157H164V156H163ZM203 157H204V156H203ZM203 157H202V158H203ZM209 157H210V156H209ZM230 157H231V156H230ZM234 157H235V156H234ZM234 157L231 158V159H234ZM240 157H241V156H239V158H240ZM242 157H243V156H242ZM252 157H254V156H252ZM260 157H261V156H260ZM26 158H27V159H26ZM64 158H65V157H64ZM151 158H152V157H151ZM151 158H150V159H151ZM159 158H161V157H159ZM185 158H186V157H185ZM200 158H201V156H200ZM204 158H205V157H204ZM210 158H211V157H210ZM236 158H237V156H236ZM263 158H264V157H263ZM164 159H165V158H164ZM164 159H163V160H164ZM195 159H196V158H195ZM198 159H199V158H198ZM198 159H197V160H198ZM231 159H230V160H231ZM237 159H238V158H237ZM247 159H249V158H247ZM250 159H251V156H250ZM253 159L256 161L255 158H253ZM22 160H21V161H22ZM145 160H146V159H145ZM148 160H149V159H148ZM148 160H147V161H148ZM156 160H157V159H156ZM182 160H185V159H183V157H182ZM201 160H203V159H201ZM239 160L241 161V159H239ZM244 160H245V159H244ZM257 160H258V158H257ZM152 161H153V160H152ZM185 161H186V160H185ZM190 161H193V160L191 159ZM190 161H189V162H190ZM198 161H199V160H198ZM213 161H214V160H212V162H213ZM34 162H35V161H34ZM201 162H202V161H201ZM237 162H239V161H237ZM242 162H243V161H241V163H242ZM246 162H247V161H246ZM258 162H259V161H258ZM149 163L152 164L151 161H150ZM184 163H185L186 165H189V163H188V164H187L186 162H184ZM193 163H195V161H194ZM196 163H197V162H196ZM196 163H195V165H196ZM198 163H200V162H198ZM198 163H197V164H198ZM180 164H181V162H180ZM191 164H192V163H191ZM239 164H240V162H239ZM262 164H263V163H262ZM26 165H27V164H26ZM79 165H80V164H79ZM152 165H153V167H154V164H152ZM152 165H151V166H152ZM166 165H167V163L165 164V166H166ZM168 165H169V164H168ZM178 165H179V164H178ZM178 165L176 166V169L179 167ZM183 165H184V164H182V166H183ZM192 165H193V164H192ZM192 165H191V167H193ZM234 165H235V164H234ZM243 165H244V164H243ZM263 165H264V164H263ZM77 166H78V165H77ZM171 166H172V165H171ZM171 166H169V168H170ZM184 166H185V165H184ZM238 166H241V165H238ZM246 166H247V165H246ZM81 167H82V165H81ZM81 167H80V168L77 167V169H78V168L81 169ZM83 167H86V166H83ZM89 167H90V166H89ZM158 167H159V166H158ZM199 167H200V166H199ZM202 167H203V166H202ZM248 167H249V166H248ZM254 167H255V166H254ZM259 167H263V166L261 165V166H259ZM87 168H88V166H87ZM174 168H175V167H174ZM182 168H183V167H182ZM182 168H180V169H182ZM184 168H185V167H184ZM186 168H187V167H186ZM189 168H190V167H189ZM240 168H241V167H240ZM252 168H253V167H252ZM257 168H258V167H257ZM72 169H73V168H72ZM82 169H83V168H82ZM82 169H81V170H82ZM85 169H86V168H85ZM89 169H90V168H89ZM170 169H171V168H170ZM172 169H173V168H172ZM200 169H201V168H200ZM250 169H251V168H250ZM258 169H259V168H258ZM9 170H10V169H9ZM11 170H12V169H11ZM86 170H87V169H86ZM157 170H158V169H157ZM157 170H156V171H157ZM183 170L185 171V169H183ZM189 170H190V169H189ZM247 170H248V168H247ZM254 170H255V168H254ZM254 170H253V172H254ZM44 171H45V170H44ZM83 171H84V170H83ZM156 171L154 170L155 174L157 173ZM163 171H164V169H163ZM173 171H175V170H173ZM176 171H178V170H176ZM186 171H187V170H186ZM244 171H245V170H244ZM167 172H168V171H166V175H165V176L168 175ZM171 172H172V171H171ZM188 172H190V171H188ZM250 172H252V170H250L249 173H250ZM256 172H257V171H256ZM7 173H8V172H7ZM79 173L81 174L82 171L79 172ZM178 173H179V171H178ZM184 173H185V172H184ZM241 173H242V172H241ZM241 173L238 174V175L240 176ZM28 174H29V173H28ZM75 174H76V173H75ZM75 174H74V175H75ZM77 174H78V173H77ZM163 174H164V172H163L161 175H163ZM180 174H181V173H180ZM258 174H259V173H258ZM260 174H261V173H260ZM81 175H82V174H81ZM81 175H80L79 177H82ZM83 175H84V173H83ZM117 175H118V174H117ZM156 175H157V174H156ZM182 175H184V174H182ZM182 175H181V176H182ZM188 175H190V174L188 173L187 176H188ZM235 175H236V172H235ZM243 175H244V173H243ZM251 175H252V174H251ZM253 175H254V174H253ZM263 175H264V173H263ZM172 176H173V175H172ZM239 176H238V178H239ZM261 176H262V175H261ZM261 176H260V177H261ZM79 177L77 176V178H79ZM121 177H122V176H121ZM157 177H158V175H157ZM169 177H170V176H169ZM191 177H193V176L191 175ZM248 177H249V176H248ZM119 178H120V176H119ZM162 178H163V177H161V179H162ZM167 178H168V177H167ZM167 178H165V179H167ZM188 178H190V177H188ZM225 178H226V177H225ZM238 178H237V179H238ZM249 178H250V177H249ZM168 179H169V178H168ZM190 179H191V178H190ZM244 179H245V178H244ZM244 179H243V180H244ZM108 180H110V179H108ZM120 180H121V178H120ZM220 180H221V179H220ZM220 180H218V181H220ZM263 180H264V179H263ZM76 181H77V180H76ZM87 181H88V180H87ZM87 181H86V182H87ZM105 181H106V180H105ZM110 181H111V180H110ZM115 181H116V180H115ZM162 181H163V180H162ZM193 181H195V179H194ZM193 181H192V182H193ZM212 181H214L213 178H212ZM218 181H217V182H218ZM249 181H251V180H249ZM260 181L262 182L261 179H260ZM108 182H109V181H108ZM108 182H106V183H108ZM164 182H165V181H164ZM166 182H168V180H166ZM221 182H225V181H221ZM243 182H244V181H243ZM243 182H240V184L243 183ZM251 182H252V181H251ZM251 182H250V183H251ZM261 182H260V183H261ZM109 183H111V182H109ZM213 183H214V182H213ZM227 183H229V182H227ZM233 183H234V182H233ZM250 183H249V184H250ZM253 183H254V182H253ZM260 183H259V184H260ZM262 183H264V182H262ZM78 184H79V183H78ZM116 184H117V183H116ZM164 184H165V183H164ZM193 184H194V182H193ZM193 184H190V186L193 185ZM209 184H210V183H209ZM221 184H222V183H221ZM235 184H236V183H235ZM243 184H244V183H243ZM249 184H248V185H249ZM118 185H120V182H119ZM166 185H167V184H166ZM166 185H165V186H166ZM215 185H216V184H215ZM219 185H220V183H219ZM222 185H223V184H222ZM248 185H247V186H248ZM163 186H164V185H163ZM190 186H189V187H190ZM204 186H205V185H204ZM207 186H209V185H207ZM225 186H228V185H225ZM235 186H236V185H235ZM239 186H240V185H239ZM195 187H196V185H195ZM217 187H218V186H217ZM217 187H216V188H217ZM220 187H221V186H219L218 188H220ZM191 188H192V187H191ZM227 188H228V187H227ZM237 188L240 189L239 187H237ZM242 188H244V186H243ZM242 188H241V189H242ZM246 188H247V187H246ZM248 188H249V187H248ZM193 189H194V188H193ZM205 189H206V186H205ZM214 189H215V188H214ZM214 189H213V190H214ZM255 189H256V188H255ZM258 189H261V187L258 188ZM124 190H125V189H124ZM160 190H161V189H160ZM194 190H195V189H194ZM194 190H192V191H194ZM225 190L228 191L227 189H225ZM230 190H232V189H229V191H230ZM235 190L237 191V189H235ZM253 190H254V188H253ZM196 191H197V188H196ZM205 191H206V190H205ZM215 191H217V190L215 189ZM218 191H219V189H218ZM240 191H241V190H240ZM244 191L246 192V190H244ZM55 192H56V191H55ZM88 192H89V191H88ZM233 192H234V190H233ZM233 192H232V193H233ZM238 192H239V190H238ZM257 192H258V191H257ZM211 193H212V192H211ZM220 193H222V192L220 191ZM226 193H227V192H226ZM242 193H243V191H242ZM193 194H196V193L193 192ZM204 194H205V193H204ZM209 194H210V193H209ZM209 194H208V195H209ZM227 194H228V193H227ZM230 194H231V193H230ZM234 194H235V193H234ZM251 194L253 195V194H255V193L252 192ZM198 195H200L199 192L197 193V196H198ZM211 195H212V194H210V196H211ZM222 195H223V194H222ZM239 195H240V194H239ZM241 195H242V194H241ZM252 195H251V196H252ZM262 195H263V194H262ZM262 195L260 194V196H262ZM203 196H204V195H203ZM260 196H259V197H260ZM125 197H126V196H125ZM192 197H193V196H192ZM219 197H221V196H219ZM229 197H230V196H229ZM238 197H239V196H238ZM244 197L247 198V196H245V195H244ZM244 197L241 196V198H244ZM123 198H124V197H123ZM127 198H128V197H127ZM224 198H225V197H223V198H221V199H219V200H222V199H224ZM230 198H231V197H230ZM230 198H229V199H230ZM232 198H234V197H232ZM232 198H231V199H232ZM253 198H254V195H253ZM255 198H256V197H255ZM261 198H262V197H261ZM124 199H126V198H124ZM124 199H122L123 202L126 201V200H124ZM189 199H190V198H189ZM189 199H188V200H189ZM195 199H196V198H195ZM204 199H205V197H204ZM229 199H228V200H229ZM236 199H238V198H236ZM22 200H23V199H22ZM198 200H199V199H198ZM206 200H207V199H205V201H206ZM210 200H211V199H210ZM213 200H214V199H213ZM255 200H256V199H255ZM257 200H258V199H257ZM259 200H260V199H259ZM128 201H129V200H127V202H128ZM196 201H197V199H196ZM199 201L201 202L202 200H199ZM225 201H226V199H225ZM225 201H224V203H225ZM232 201H233V200H232ZM234 201H235V200H234ZM236 201H237V203L239 202V200H236ZM14 202H15V201H14ZM29 202H30V201H29ZM121 202H122V201H121ZM123 202H122V204H123ZM186 202H188V201H186ZM214 202H216V201H214ZM219 202H220V201H219ZM222 202H223V201H222ZM230 202H231V201H230ZM260 202H263V201H259V203H257V204L263 205V203H260ZM131 203H132V202H131ZM134 203H135V202H134ZM205 203H206V202H205ZM220 203H221V202H220ZM240 203H242V201H240ZM254 203H255V202H254ZM26 204H27V203H26ZM120 204H121V203H120ZM124 204H126V203H124ZM124 204H123V206H125ZM127 204H128V203H127ZM135 204H136V203H135ZM186 204H187V203H186ZM188 204H189V203H188ZM196 204H197V203H196ZM199 204H200V203H199ZM222 204H223V203H222ZM227 204H229V203L227 202ZM129 205H133V204H129ZM208 205H209V204H208ZM214 205H215V204H214ZM230 205H231V204H230ZM244 205H245V204H243L242 206L244 207ZM254 205H256V204H254ZM260 205H259V206H260ZM113 206H114V205H113ZM116 206H120V205L118 204V205H116ZM116 206H115V207H116ZM134 206H135V205H134ZM170 206H171V205H170ZM210 206H211V205H210ZM210 206H209V207H210ZM215 206H216V205H215ZM219 206H220V205H219ZM256 206H257V205H256ZM259 206H257V207L259 208ZM263 206H264V205H263ZM263 206H261V207L263 208ZM38 207H39V206H38ZM111 207H112V206H111ZM126 207H130V206H127V205H126ZM212 207H213V206H212ZM232 207H233V206H232ZM252 207H253V205H252ZM29 208H30V207H29ZM42 208H43V207H42ZM45 208H46V207H45ZM118 208H119V207H118ZM118 208H117V209H118ZM124 208H125V207H124ZM133 208H134V207H133ZM136 208H137V210H138V207H136ZM175 208H176V207H175ZM229 208H230V207H229ZM245 208H246V207H245ZM258 208H257V209H258ZM10 209H11V208H10ZM43 209H44V208H43ZM57 209H58V208H57ZM117 209H116V210H117ZM120 209H121V206H120ZM131 209H132V207H131ZM166 209H167V208H166ZM204 209H205V208H204ZM204 209H203V210H204ZM207 209H208V208H207ZM214 209H215V208H214ZM214 209H213V210H214ZM217 209H218V208H217ZM226 209H227V208H226ZM239 209H240V208H239ZM241 209H242V208H241ZM260 209H261V208H260ZM12 210H13V209H12ZM18 210H19V209H18ZM20 210H21V208H20ZM39 210H40V209H39ZM45 210H46V211L49 210L48 212H50V209H45ZM45 210H44V212H43V211H41V212L39 211V212H40L41 214H43V213L46 214L47 212H45ZM58 210H59V209H58ZM108 210H110V208H109ZM112 210H113V209H112ZM112 210H110V211H112ZM122 210H123V209H122ZM127 210H128V209H127ZM129 210H130V209H129ZM129 210H128V211H129ZM168 210H169V208H168ZM189 210H190V209H189ZM244 210H245V209H244ZM113 211L115 212V210H113ZM113 211H112V212H113ZM125 211H126V210H125ZM134 211H135V210H134ZM141 211H142V210H141ZM187 211H188V210H187ZM233 211H235V210H233ZM237 211L239 212V210H237ZM246 211L249 212V210H247V208H246ZM8 212H9V211H8ZM20 212H21V211H20ZM39 212H37V213H39ZM42 212H43V213H42ZM53 212H54V211H53ZM53 212L51 211L49 214H51V213H53ZM114 212H113V213H114ZM123 212H124V211H123ZM123 212H121V210H120V214H119V212H116V213H117V215L119 214L120 216H122V218H124L123 221H125V218H126L127 216L125 217L124 214H126V212H124V213H123ZM138 212H140V210H139ZM174 212H176V211H174ZM212 212H213V211H212ZM241 212H243V210H242ZM11 213H12V212H11ZM40 213H39V214H40ZM56 213H57V212H56ZM58 213H59V212H58ZM110 213H111V212H110ZM128 213H129V212H127V214H128ZM167 213H168V211H167ZM185 213H186V212H185ZM203 213H204V211H203ZM205 213H206V211H205ZM13 214H14V213H13ZM16 214H17V213H16ZM44 214H43V215H44ZM47 214H48V213H47ZM47 214H46V215H47ZM49 214H48V215H49ZM53 214H54V213H53ZM53 214H52V215H53ZM59 214H60V213H59ZM108 214H109V213H108ZM132 214H133V213H132ZM136 214H137V213H136ZM136 214H134V215H135V218H136ZM139 214L141 215V213H139ZM197 214H198V213H197ZM210 214H211V212H210ZM0 215H1V214H0ZM37 215H38V214H37ZM46 215H44L43 217H41V216H42V215H41L40 217H41L42 219H41L39 222H34V221L31 222L32 219H33V217H34L33 215H32L33 217H31V218H30V217H29V218H26V219H22V218H20V219H22V220H19V219H18V221H17L18 216H17L16 218H10L11 215H9V216H7L8 218H7V219H4V220H1V219H2V218H1V219H0V252L3 251L4 249L8 248V242L11 240V239H10V238H11L10 235L13 234V233H16V232H14V230H15V229H18L17 227H18L19 225H20V226H23V227L26 228V229H30V230H31V229H34V228H40V229L45 228V227L47 228L46 220L49 219V218H48V216H46ZM52 215H51V216H52ZM54 215H55V214H54ZM56 215H57V214H56ZM56 215H55V217H56ZM112 215H113V214H112ZM114 215H115V214H114ZM173 215H174V214H173ZM181 215H182V214H181ZM203 215H204V214H203ZM213 215H214V214H213ZM239 215H240V214H239ZM257 215H258V214H257ZM22 216H23V215H22ZM27 216H28V215H27ZM35 216H36V215H35ZM105 216H106V215H105ZM107 216H108V215H107ZM107 216H106L105 218H107ZM129 216H132V215H129ZM204 216H205V215H204ZM206 216H207V215H206ZM206 216H205V217H206ZM249 216H250V215H249ZM12 217H14V216H12ZM19 217H20V216H19ZM24 217H26V216H24ZM49 217H50V216H49ZM114 217H115V216H114ZM114 217H113V218H114ZM116 217H117V216H116ZM133 217H134V216H133ZM168 217H169V216H168ZM211 217H212V216H210V218H211ZM226 217H227V216H226ZM240 217H241V216H239V218H240ZM242 217H243V216H242ZM262 217H263V216H262ZM5 218H6V217H5ZM50 218H51V217H50ZM56 218L59 220L58 215H57ZM56 218H55V219H56ZM64 218H65V217H64ZM86 218H87V217H86ZM117 218H118V217H117ZM140 218H141V217H140ZM170 218H171V217H170ZM185 218H186V217H185ZM210 218H209V219H210ZM233 218H234V216H233ZM236 218H237V217H236ZM236 218H235V219H236ZM253 218H254V216H253ZM15 219H16V220H15ZM66 219H68V217H66ZM156 219H157V218H156ZM182 219H183V218H181V220H182ZM188 219H189V218H188ZM190 219H191V218H190ZM190 219H189V222H191ZM203 219H204V218H202L201 220H203ZM211 219H212V218H211ZM235 219H233V220H235ZM240 219H241V218H240ZM58 220H57V221H58ZM60 220H61V219H60ZM104 220H105V219H104ZM108 220H109V219H108ZM117 220H118V219H117ZM119 220H120V218H119ZM126 220H127V218H126ZM171 220H172V219H171ZM249 220H252V219H249ZM254 220H255V219H254ZM254 220H253V221H254ZM256 220H258L257 217H256ZM256 220H255V222H256ZM50 221H51V220H50ZM69 221H70V220H69ZM71 221H72V220H71ZM110 221H111V220H110ZM123 221H121V222H123ZM135 221H136V219H135ZM135 221L133 220L134 223H135ZM146 221H148V220H146ZM156 221H157V220H156ZM158 221H159V220H158ZM158 221H157V222H158ZM177 221H178V220H177ZM229 221H230V220H229ZM235 221H238V220H235ZM235 221H234V223H236ZM245 221H246V220H245ZM245 221L242 220V222H245ZM52 222H53V220H52ZM54 222H56V220H55ZM63 222H64V221H63ZM63 222H62V223H63ZM73 222H74V221H73ZM112 222H113V221H112ZM118 222H120V221H118ZM173 222H174V220L171 221V225H172ZM189 222H188V224H189ZM192 222H193V220H192ZM206 222H207V221H206ZM238 222L240 223L241 220L238 221ZM255 222H254V223H255ZM32 223H33V224H32ZM47 223H48V222H47ZM103 223H104V222H103ZM113 223H114V222H113ZM115 223H117V222H115ZM115 223H114V225L116 226ZM129 223H130V222H129ZM131 223H132V219H131ZM131 223H130V224H131ZM164 223H165V221H164ZM174 223H175V222H174ZM254 223H253V224H254ZM58 224H59V223H58ZM58 224L55 223L54 226L52 225V226L54 227V228H53L54 230H55V226L58 227ZM67 224H68V223H67ZM70 224H71V222H70ZM74 224H76V223H74ZM90 224H91V223H90ZM90 224H89V225H90ZM100 224H101V222H100ZM104 224H105V223H104ZM117 224H118V223H117ZM132 224H133V223H132ZM157 224H158V223H157ZM177 224H178V222H177ZM177 224H176V226H177ZM179 224H180V223H179ZM191 224H192V223H191ZM256 224H257V222H256ZM86 225H87V227H89L88 224H86ZM86 225H85V226H86ZM101 225L103 226V224H101ZM114 225H113V226H114ZM133 225H134V224H133ZM152 225H153V223H152ZM164 225H165V224H164ZM193 225H195V226H194V229H197L196 224H193ZM210 225H211L210 227H212V224H210ZM227 225H228V224H227ZM232 225H233V222H232ZM254 225H255V224H254ZM69 226H70V225H69ZM94 226H95V224H94ZM96 226H97V225H96ZM96 226L94 227L95 229H96ZM106 226H107V225H106ZM110 226H111V225H110ZM120 226H122V225H120ZM135 226H136V224H135ZM176 226H175V227H176ZM189 226H190V224H189ZM191 226H192V225H191ZM191 226H190V227H191ZM228 226H229V225H228ZM236 226H237V224H236ZM236 226H234V227H236ZM248 226H253V225H249V224H248ZM258 226H260V225L258 224ZM23 227H22V228H23ZM48 227H49V226H48ZM60 227H61V226H60ZM72 227H75V225L72 226ZM77 227L80 228L79 225H78ZM87 227H82V228H87ZM90 227H92V226H90ZM90 227H89V228H90ZM104 227H105V226H104ZM108 227H109V226H108ZM108 227H107V228H108ZM146 227H147V225H146ZM175 227H174V228H175ZM183 227L186 228V225H184ZM24 228H23V230H24ZM68 228H71V227H68ZM94 228H93V229H94ZM99 228H100V227H98V229H99ZM107 228H106V230H107ZM112 228H114V227H112ZM116 228H117V230L119 229V227H117V226H116ZM130 228H132V227L130 226ZM130 228H129V229H130ZM134 228H135V227H134ZM151 228H152V227H151ZM157 228L160 229V226L157 227ZM171 228H172V227H171ZM187 228H188V227H187ZM230 228H231V230L233 229L232 227H230ZM251 228H252V227H251ZM253 228H254V227H253ZM53 229H51V226H50L49 230L52 231ZM57 229H60V228L58 227V228H56V230H57ZM62 229H63V228H62ZM76 229H78V228H76ZM93 229H89L90 232H91ZM95 229H94V230H95ZM98 229H97V230H98ZM101 229H102V228H101ZM101 229H100V230H101ZM135 229H136V228H135ZM167 229H169V227H167ZM175 229H176V228H175ZM175 229H174V231L176 232V230H178V229H176V230H175ZM190 229H191V228H189V230H190ZM236 229H237V228H236ZM249 229H250V228H249ZM257 229H258V228H257ZM259 229H260V228H259ZM60 230H61V229H60ZM60 230H58V231H60ZM64 230H65V229H64ZM82 230H83V229H82ZM89 230H88V231H89ZM94 230H93V231H94ZM100 230H99V231H100ZM106 230H101V231L104 232V231H106ZM117 230L115 229V231H117ZM120 230H121V229H120ZM131 230H132V229H131ZM179 230H180V229H179ZM209 230H210V229H209ZM226 230H227V229H226ZM226 230H225V231H226ZM260 230H262V229H260ZM24 231H25V230H24ZM26 231H27V230H26ZM28 231H29V230H28ZM36 231H40V232H41V230H36ZM45 231H46V230H45ZM45 231H44V232H45ZM76 231H77V230H76ZM101 231H100V232H101ZM172 231H173V230H172ZM180 231H181V230H180ZM191 231H192V230H191ZM262 231H263V230H262ZM12 232H13V233H12ZM29 232H30V231H29ZM49 232H50V231H49ZM56 232H57V231H56ZM56 232L52 233V235L55 234ZM60 232L62 233V230H61ZM67 232H69V230H68ZM74 232H75V231H74ZM85 232H86V231H85ZM96 232H97V231H96ZM100 232H99V233H100ZM107 232H108V231L104 232L103 235H104L105 233H107ZM132 232H133V231H132ZM196 232H197V231H196ZM196 232H195V233H196ZM210 232H211V231H210ZM230 232H231V231H230ZM24 233H25V232H24ZM30 233H32V232H30ZM63 233H64V232H63ZM76 233H77V232H76ZM86 233L88 234V232H86ZM86 233H85V234H86ZM92 233H93V232H92ZM114 233H115V232H114ZM117 233H119V232H117ZM134 233H135V232H134ZM154 233H155V231H154ZM163 233H164V232H163ZM187 233H188V235H189V237H190V231L187 232ZM187 233H186V234H187ZM197 233H198V232H197ZM247 233H249V232H247ZM257 233H258V232H257ZM259 233H260V232H259ZM32 234H33V233H32ZM36 234H38V233H35V235H36ZM40 234H41V233H39V235H36V236H40ZM66 234H68V233H66ZM94 234H95V233H94ZM107 234H109V233H107ZM115 234H116V233H115ZM115 234H113V237L115 236ZM173 234H175V233H173ZM179 234H180V233H179ZM181 234H182V233H181ZM183 234H184V233H183ZM183 234H182V235H183ZM255 234H256V232H255ZM35 235H34V237H35ZM48 235H49V234H48ZM55 235H56V234H55ZM69 235H70V234H69ZM77 235H78V234H77ZM77 235H76V237H77ZM98 235H99V234H98ZM100 235H101V234H100ZM100 235H99V236H100ZM117 235H118V234H117ZM154 235H155V234H154ZM175 235L177 236V233H176ZM230 235H231V237H232V233H231ZM247 235H248V234H247ZM247 235H246V236H247ZM249 235H250V234H249ZM251 235H252V234H251ZM18 236H20V235H17V237H18ZM24 236H25V235H24ZM24 236H23V237H24ZM29 236H30V235H29ZM32 236H33V235H32ZM57 236H58V233H57ZM61 236H62V235H61ZM64 236H65V235H64ZM83 236H84V235H83ZM105 236H106V235H105ZM108 236H110V234L107 235V237H108ZM155 236H156V235H155ZM157 236H158V235H157ZM157 236H156V237H157ZM192 236H193V235H192ZM194 236H195V235H194ZM252 236H253V235H252ZM256 236H260V235H256ZM12 237H13V236H12ZM20 237H21V236H20ZM23 237H21V238H22L23 240H26V239H24L25 237H24V238H23ZM30 237H31V236H30ZM30 237H29V238H30ZM34 237H33V238H34ZM42 237H43V236H42ZM66 237H67V236H66ZM68 237H71V236H68ZM81 237H82V234H81ZM89 237H91V236H89ZM94 237H95V236H94ZM101 237H102V235H101ZM180 237H181V236H180ZM8 238H9V241L7 240ZM18 238H19V237H18ZM21 238H20V240H21ZM29 238H27V239L29 240ZM33 238H32V239H33ZM37 238H38V237H36L35 241L37 240ZM43 238H44V237H43ZM45 238H46V237H45ZM48 238H49V237H48ZM59 238H60V237H59ZM92 238H93V237H92ZM226 238H227V237H226ZM255 238H256V237H255ZM260 238H263V237L260 236ZM13 239L15 240L14 237H13ZM30 239H31V238H30ZM32 239H31V240H32ZM38 239H39V241H40V237H39ZM54 239H55V238H54ZM56 239H57V238H56ZM56 239H55V240H56ZM68 239H69V238H68ZM72 239H73V238H72ZM75 239H76V238H75ZM75 239H74V240H75ZM77 239H78V238H77ZM77 239H76V240H77ZM79 239H80V238H79ZM81 239H82V238H81ZM96 239H97V238H96ZM102 239H103V238H102ZM162 239H163V238H162ZM162 239H161V240H162ZM249 239H251V238H249ZM31 240H30V241H31ZM58 240L61 241V240H63V239H62V237H61V238L58 239ZM58 240H57V242H58ZM64 240H65V239H64ZM64 240H63V241H64ZM94 240H95V239H94ZM94 240H92L93 243H94ZM163 240H165V239H163ZM217 240H218V239L216 238V241H217ZM228 240L231 241L230 239H228ZM228 240H227V241H228ZM253 240H255V239H253ZM256 240H258V239H256ZM7 241H8V242H7ZM11 241H12V240H11ZM17 241H18V240H17ZM30 241H29V243H30ZM32 241H34V239H33ZM37 241H38V240H37ZM42 241H43V240H42ZM44 241H45V240H44ZM44 241H43V244H45ZM50 241H51V240H50ZM66 241H67V240H66ZM72 241H73V240H71V242H72ZM77 241H78V240H77ZM80 241H81V240H80ZM96 241H97V240H96ZM109 241H110V239H109ZM178 241H179V240H178ZM183 241L186 242L185 239H184ZM183 241H182V242H183ZM205 241H207V240L205 239ZM247 241H248V240H247ZM26 242H27V244H28V241H26ZM26 242H23V243H26ZM53 242H56V241H53ZM57 242H56V243H57ZM78 242H79V241H78ZM163 242H164V244H165V241H163ZM185 242H184V244H185ZM225 242H226V241H225ZM10 243H11V242H10ZM16 243H17V242H15V244H16ZM18 243H20V242H18ZM36 243H38V242H36ZM36 243H35V246L37 247V246H38L40 243H42V242H40L39 244H36ZM49 243H50V242H49ZM67 243H68V241H67ZM72 243H73V242H72ZM75 243H76V242H75ZM80 243H81V242H80ZM96 243H97V242H96ZM195 243H196V242H195ZM250 243H251V242H250ZM258 243H259V242H258ZM258 243H257V244H258ZM261 243H263V242L261 241ZM27 244H26V246H27ZM52 244H53V243H52ZM58 244H59V243H58ZM62 244H63V243H62ZM68 244H69V243H68ZM99 244H100V243H99ZM155 244H156V243H155ZM164 244H163V245H164ZM184 244H183V246H185ZM186 244H187V243H186ZM225 244H226V243H225ZM257 244H255V245H257ZM259 244H260V243H259ZM10 245H11V244H10ZM12 245H13V243H12ZM16 245H17V244H16ZM16 245H15V246H16ZM20 245H21V244H20ZM29 245H30V244H29ZM41 245H42V244H41ZM49 245H50V244H48L47 247H50V248H51V246H49ZM64 245H65V244H64ZM252 245H253V244H252ZM39 246H40V245H39ZM43 246H45V245H43ZM57 246H58V245H57ZM65 246H66V245H65ZM68 246H69V245H68ZM71 246H72V245H71ZM85 246H86V248H88V249L90 248V247H87V245H85ZM89 246H91V245L89 244ZM93 246H94L93 248L96 247L95 244H94ZM141 246H142V245H141ZM10 247H12V246H10ZM27 247H29V246H27ZM33 247H34V246H33ZM59 247H60V246H59ZM61 247L63 248L64 246H61ZM61 247H60V248H61ZM79 247H81V246H79ZM169 247H170V246H169ZM15 248H16V247H15ZM18 248H19V246H18ZM29 248H30V247H29ZM50 248H49V249H50ZM60 248H58V249L60 250ZM68 248H69V247H68ZM68 248H67V251H66L65 253H59V254H57L56 256H55L53 253H52L53 255H52V254H51V255L48 254V255H49V257L54 256V257L51 258V259H54V258H55L54 261L56 262V264H57V263H58V264H73V263L75 262V258H74V256H75L76 254H75V255L73 254V255H74V256H73V255H72V253H73L72 250H71L72 253L69 254V252H68L69 249H68ZM76 248H77V247H76ZM93 248H91V249H93ZM141 248H142V247H141ZM217 248H218V247H217ZM217 248L215 247V249H217ZM8 249H9V248H8ZM16 249H17V248H16ZM27 249H28V248H27ZM54 249H55V248H54ZM77 249H78V248H77ZM82 249H83V248H82ZM183 249H184V248H183ZM228 249H229V248H228ZM14 250H15V249H14ZM31 250H33L32 247H31ZM37 250H38V249H37ZM80 250H81V249H80ZM83 250H84V249H83ZM93 250H94V249H93ZM141 250H142V249H141ZM163 250H164V249H163ZM201 250H202V249H201ZM222 250H223V249H222ZM4 251L7 252V250H4ZM4 251H3V253H4ZM12 251H13V250H12ZM54 251L56 252L57 250H54ZM69 251H70V250H69ZM74 251H75V250H74ZM76 251H77V250H76ZM76 251H75V252H76ZM78 251H79V250H78ZM78 251H77V252H78ZM91 251H92V250H91ZM94 251H96V250H94ZM94 251H93V252H94ZM139 251H140V250H139ZM179 251H180V250H179ZM185 251H186V250H185ZM214 251H216V250H214ZM229 251H230V250H229ZM9 252H10V250H9ZM26 252H27V251H26ZM29 252H30V251H29ZM67 252H68V253H67ZM118 252H119V251H118ZM182 252H183V251H182ZM182 252H181V255H182ZM226 252H227V251H226ZM1 253H2V252H1ZM1 253H0V254H1ZM17 253H18V252H17ZM22 253H23V252H22ZM35 253H36V252H35ZM83 253H84V252H83ZM83 253H82V254H83ZM183 253H184V252H183ZM212 253H213V252H212ZM214 253H216V252H214ZM223 253H224V252H223ZM11 254H12V253H11ZM19 254H20V253H19ZM32 254H33V253H32ZM32 254H31V255H32ZM85 254H86V253H85ZM85 254H83V255H85ZM89 254L91 255V252H90ZM192 254H193V252H192ZM208 254H209V253H208ZM4 255H5V254H4ZM33 255H34V254H33ZM38 255H39V254H37V256H38ZM40 255H41V254H40ZM40 255L38 256L39 258L42 257V256H40ZM96 255H97V254H96ZM96 255H95V256H96ZM113 255H114V253H113ZM196 255H197V253H196ZM217 255H218V253H217ZM221 255H222V257H224L223 254H221ZM0 256H1V255H0ZM16 256H17V255H16ZM16 256H15V255L12 256V257L10 256L11 260H13V264H17V260L20 259V258H19V255H18V258H17ZM20 256H22V254H21ZM23 256H25V255H23ZM37 256H36V254H35V255H34V258L37 257ZM43 256H44V255H43ZM76 256H77V255H76ZM81 256H82V255H81ZM81 256H80V254H79V257H81ZM95 256H94V257H95ZM208 256H210V255H208ZM215 256H216V255H215ZM215 256H214V257H215ZM226 256H227V255H226ZM226 256H225V257H226ZM45 257H47V256L45 255ZM162 257H163V256H162ZM196 257H197V256H196ZM198 257H199V256H198ZM200 257H203V255L201 256V254H200ZM10 258H9V259H10ZM23 258H24V257H23ZM23 258L20 259V260H21V264H25V261H24L25 258H24V259H23ZM77 258H78V257H77ZM81 258H84V257H81ZM118 258H119V257H118ZM160 258H161V257H160ZM170 258H171V257H170ZM180 258H181V256H180ZM194 258H195V257H194ZM210 258H211V256H210ZM217 258H218V257H217ZM226 258H227V257H226ZM1 259H2V258H1ZM5 259H6V258H5ZM7 259H8V258H7ZM30 259H32V256L30 257ZM30 259H29V260H30ZM37 259H38V258H37ZM41 259L43 260L44 258H41ZM158 259H159V258H158ZM163 259H164V258H163ZM165 259H166V258H165ZM167 259H168V258H167ZM167 259H166V260H167ZM186 259H189V258H186ZM199 259H200V258H199ZM212 259H213V258H212ZM222 259H223V258H222ZM227 259H228L227 261L230 263V262H231V261H229V260H231V259H230V256H229ZM29 260H27L26 264H27V263L30 264V263H29V262H30ZM48 260H50V259L48 258L47 261H48ZM161 260H162V259H161ZM178 260H180V259H178ZM181 260H183V259H181ZM196 260H197V258H196ZM0 261H1V260H0ZM2 261H4V260H2ZM2 261H1V262H2ZM28 261H29V262H28ZM36 261L38 262V260H33V263H36ZM193 261H194V259H193ZM79 262H80V261H79ZM157 262H158V261H157ZM157 262H156V263H157ZM164 262H165V261H164ZM177 262H179V261H177ZM177 262H176V263H177ZM205 262H206V261H205ZM47 263H48V262H47ZM90 263H91V262H89L88 264H90ZM142 263H143V262H142ZM144 263H145V262H144ZM146 263L149 264V262H146ZM196 263H198V261H196ZM200 263H201V262H200ZM207 263H208V262H207ZM211 263H212V262H211ZM18 264H20V263H18ZM42 264H43V263H42ZM75 264H76V263H75ZM77 264H78V263H77ZM79 264H80V263H79ZM81 264H82V263H81ZM83 264H84V263H83ZM86 264H87V263H86ZM91 264H92V263H91ZM138 264H140V263H139V260H138ZM159 264H160V262H159ZM162 264H163V263H162ZM181 264H183V263H181ZM192 264H194V262H193ZM198 264H199V263H198ZM205 264H206V263H205ZM213 264H214V263H213ZM230 264H231V263H230Z\"/></svg>",
  "mask_w": 264,
  "mask_h": 264
}]
</instances>
